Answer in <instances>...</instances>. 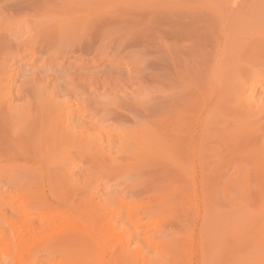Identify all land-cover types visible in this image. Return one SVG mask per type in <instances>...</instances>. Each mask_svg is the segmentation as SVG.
Returning <instances> with one entry per match:
<instances>
[{
  "label": "bare ground",
  "instance_id": "obj_1",
  "mask_svg": "<svg viewBox=\"0 0 264 264\" xmlns=\"http://www.w3.org/2000/svg\"><path fill=\"white\" fill-rule=\"evenodd\" d=\"M8 1V0H7ZM49 1V2H48ZM54 1V0H53ZM58 1H60V0H58ZM58 1H56V4H55V1H54V3L52 2V3H50V0H14V1H9V2H13L12 3V5H11V8H10V11L12 12V11H14V12H16V11H21V13H18V12H16L17 14H19L20 16L19 17H21V14L23 13V11L25 10V12H27L26 10H28V12H27V14L25 13V15H23L22 14V17L23 16H27L29 13H31V18H30V21H31V23H29L27 20H25V21H27V24H25L24 22L25 21H22L23 19H21V20H19L16 16H13L14 18H16V21L17 20H19V22L21 21L22 23H24V25H23V28L27 31L26 33H31V30L33 31L31 34H33V33H37V34H39L40 35V39H41V42H40V40L37 38V34H33V35H36L35 36V38H37V40L35 41V40H33V42H35V43H40V49L42 48V47H47L48 48V46H53V45H56V47L58 46V45H60V44H66V45H70V43L69 42H71V40H73L72 42H71V44L74 42H78V41H80V40H76V36L78 35V33H79V31H80V27H81V20L83 19V18H85L84 16L82 17L81 16V18L79 17V15H77L76 14V12H78V11H83V13L82 14H80V15H84V13L88 16V12H86L85 10H87L88 11V9H86V7L84 6L85 5V2L83 1V0H80V2H82V3H80V5H83L84 6V9H83V7H80V9H78L77 10V7H75V5L76 6H78L79 4V0L77 1L78 3L76 4L75 3V5H74V7L72 6L73 4H74V1L73 2H69L68 0H66V2L67 3H69L68 4V6H63V5H61V6H63V7H61L60 5H58L57 4V2ZM63 1V0H62ZM62 1H61V3H62ZM65 1V0H64ZM63 1V2H64ZM90 1V0H89ZM93 1H95V0H93ZM100 1V0H99ZM104 0H102V1H100V2H103ZM106 1V0H105ZM104 1V2H105ZM112 1V0H111ZM110 1V2H111ZM114 1V0H113ZM112 1V2H113ZM155 1V0H154ZM168 1H170V0H168ZM206 1V0H205ZM205 1H204V3H202V0H193L192 2H188V0H179V1H173V0H171L170 2H171V5H168V4H166L167 5V7L168 8H166V5H164V7L166 8V9H169L170 8V10H171V13L170 14H168V10L166 11L167 12V14H166V12H164L163 11V13L165 14V15H160V18H159V20H158V23L156 22V24H158V25H155V23H153L155 26H158V27H156L157 29V33L156 34H154V35H156V36H154V37H156V38H154V39H156V43L159 45H156V47H158L159 49H155V52H156V50H157V52L155 53V55L156 56H158L157 58H156V56H155V58L154 59H157V60H154V62H155V69H157L156 71V73H158V75L157 74H155V75H157L156 76V78H155V80L156 79H158V82L159 83H156L157 84V87H158V89H157V87H155V88H153L152 90H154L155 89V92L157 93H155L154 95H157L156 97L154 96V98H157L158 97V109H156L155 107L157 106V104H155V102L152 104V102L150 103V102H148V101H145V100H143V104H151V108H152V105H153V107H154V104L156 105L154 108L156 109V110H152L151 109V111L153 112V111H157L156 112V115H157V117H156V115H154V116H152V117H154V118H152L151 117V111H148V110H150V108H147L148 110H146L147 112H148V114H149V112H151L150 114H149V116L151 117V119H152V121L151 120H149V121H151L152 122V124H154V126H155V128H154V130L152 131V130H149L150 131V134H151V131H152V133H154L153 134V137H152V134L150 135L151 137H149V131H148V126H149V128H150V126L152 125L150 122L148 123L147 121H146V124H147V127H146V125L144 124V126L147 128V131H146V129H145V131L142 133L141 131H142V129L143 128H141V126H142V122H141V124L140 123H134V126H133V128L134 129H132V128H129L128 126L126 127V126H124V127H122L121 125L119 126V124H118V129H119V131L121 132L120 134L122 135V137H120V140H121V142H122V144H123V142H125V141H127V140H125L126 138H125V136H127L128 135V137H129V135L131 134V132L130 131H132L133 132V137H135L136 136V134H134V133H137V130L135 131V126L136 125H140V127L139 126H136V127H138L137 129H138V132H139V130H140V132H141V134H140V132H139V134H140V136L141 135H143V138L142 139H138V141H136V142H138L139 144L138 145H136L134 142V140H135V138H134V140H132L133 139V137H130L131 138V140H130V138H129V140H130V142H128V143H130V144H128L129 145V147H130V145L131 146H135V148L136 147H139L140 149H141V144H143V146H145L144 145V143H147V140H148V146H150V139L151 140H153L154 139V141H152V142H155V144L154 143H152L153 145H155V146H157V148L156 147H153V145L151 144V146L153 147V149H155L156 148V150H153L151 147H149V154H147L146 153V151H142L143 152V155L146 153V155H150L151 156V158L152 159H154L155 158V163L156 162H158L153 168L154 169H156L157 167L156 166H158V164H159V158H161L162 159V161L164 160V164L166 163L167 165V167H168V165H169V163L171 164V166L170 167H168L167 169H169V170H166V168H165V165L164 164H162V165H164V167H163V169L164 170H166V173L168 172L169 173V171L172 169L173 170V172L174 173H176V174H172L171 176L173 177V178H175V176L174 175H176L177 177H176V179L178 178V179H187V178H191V176L192 175H195V170L193 169V167H192V165H193V161H195L196 160V162H197V166H199V164H201L202 162H204V160H208V156H209V154H207V153H212V155L215 153L216 155H217V153H218V155H219V157L220 156H222V153L224 152V154L226 155H224L223 154V156L222 157H228L229 158V156L231 157L233 154L235 155V159H233L232 157H234V155L231 157V158H229V160L231 159V160H237V159H241V158H239L241 155V151L242 150H239V149H241V147H242V149H244V151H242V155L244 154V152L246 151V149L248 148V146L249 145H246L244 142H247V141H249V140H251V141H249L248 142V144H250V146L249 147H251V149H250V151H252V153L254 154V156L255 157H257L258 156V160H257V158H255L257 161H255L253 164H255V165H259V157H260V160H261V158H262V160H264L263 159V155H261V154H264V151L262 150L263 148H264V88H263V90L262 91H259L260 92V96L258 95L257 97H258V99L257 100H255V91H256V87H257V85L259 84V83H261V81L262 80H258V79H260V78H258V77H260L261 76V74L262 75H264L263 73H262V71H264V1H258V0H249V1H244V2H241V1H239V2H241V3H238V4H228V3H226L225 5H221V7H220V5L218 6L219 8H221V9H217V11H215V10H213V9H215V8H211L213 11H211V9H209V7H208V5L205 3ZM217 1V0H216ZM227 1V0H226ZM4 2H6V0L4 1ZM66 2H65V5H67L66 4ZM87 2L88 1H86V4H87ZM99 2V3H100ZM104 2H103V5L104 6H106L105 4H108V3H106L105 2V4H104ZM147 2V1H146ZM152 2H153V0H152ZM160 2V1H159ZM162 2V1H161ZM207 2V1H206ZM219 2V1H218ZM217 2V3H218ZM228 2V1H227ZM2 3V2H1ZM8 3V2H7ZM6 3V4H7ZM59 3V2H58ZM90 3V2H89ZM92 4H93V2H91ZM90 3V4H91ZM99 3H97V4H99ZM127 3V2H126ZM142 3V2H141ZM148 3V2H147ZM211 2L209 1V4H210ZM212 3H214V2H212ZM221 3V2H220ZM220 3H218V4H220ZM223 3H225V2H223ZM223 3H221V4H223ZM62 4H64V3H62ZM70 4H72L71 6L72 7H70ZM94 4H96V3H94ZM93 4V5H94ZM96 4V5H97ZM101 4V3H100ZM100 4H99V7H101L100 6ZM149 4H151V3H149ZM158 4V3H157ZM162 4V3H161ZM165 4V3H164ZM215 4H216V2H215ZM218 4H216V5H218ZM5 5V4H4ZM79 5V6H80ZM88 5V7H89V4H87ZM125 5V4H124ZM131 5V4H130ZM133 5V4H132ZM142 5V8L144 9L145 7H147V5L146 4H141ZM143 5H146L145 7H143ZM154 5V4H153ZM215 5V6H216ZM8 6H9V3H8ZM92 6V5H91ZM95 6V5H94ZM128 6V5H127ZM149 6V5H148ZM150 6H152V5H150ZM150 6H149V8H150ZM161 7H162V5H160ZM170 6V7H169ZM210 6V5H209ZM213 6V5H212ZM2 7H3V5H2ZM4 7H6V6H4ZM66 7L67 8H69L68 9V11H69V13L70 14H67V15H69V16H67L66 14L64 15V13L66 12V13H68V11L67 10H65L66 9ZM99 7L97 6V8L99 9ZM129 7V6H128ZM131 7V6H130ZM133 7H134V5H133ZM132 7V8H133ZM136 10L138 9V5H136ZM141 7V6H140ZM139 7V8H140ZM153 7V6H152ZM151 7V8H152ZM158 7V6H157ZM164 7H162L163 9H165ZM7 8V7H6ZM82 8V9H81ZM92 7H89V12H91V9ZM94 8V7H93ZM92 8V9H93ZM102 8V7H101ZM148 8V7H147ZM147 8H145V9H147ZM151 8H150V10H151ZM162 8H159V9H162ZM216 8H217V6H216ZM1 9V8H0ZM63 9V10H62ZM113 9V8H112ZM142 9V10H143ZM153 9V8H152ZM155 9H157V8H155ZM7 10V9H6ZM8 10H9V8H8ZM8 10H7V12H8ZM94 10H95V8H94ZM100 10V9H99ZM98 10V11H99ZM123 10H124V8H123ZM126 11H122V9H121V11H114L115 12V14H114V17H116L117 19H115V20H117L118 22H120V24H121V22H123V21H125V19H126V21L128 20V24L130 25L132 22L134 23L135 21H132L131 19H133V18H131V17H133V15H134V19L137 21V20H140L139 18L141 17H144L145 16V14H144V16H142L143 15V13L142 12H140V10L141 9H138V11L142 14H140L139 15V13L137 14V16H136V11H134V12H136L135 14H134V12H132L133 13V15L132 16H130L132 13L131 12H129L130 10H131V8L129 9V11H127V9H125ZM141 10V11H142ZM158 10V9H157ZM2 11V10H1ZM64 11V12H63ZM147 11L148 12H150L148 9H147ZM160 11H162V10H160ZM160 11L158 10V13H160ZM6 12V11H5ZM11 12H8L9 13V15H11L10 13ZM96 12V11H95ZM109 12H110V10H109ZM108 12V13H109ZM114 12H111V13H114ZM116 12H117V14H116ZM118 12H120V13H122L123 14V16H122V14L120 15V13H118ZM127 12H129V13H127ZM144 13H148V12H146V10L145 11H143ZM79 13H81V12H79ZM92 13V12H91ZM110 13V14H111ZM162 13V14H163ZM107 14V13H106ZM109 14V15H110ZM154 14V13H153ZM2 15V14H1ZM99 15V14H98ZM104 15V14H103ZM108 15V14H107ZM108 15V16H109ZM119 16V18H118V16ZM159 15V14H158ZM5 16V15H4ZM18 16V15H17ZM29 16V15H28ZM28 16L27 17H25V19H27L28 18ZM86 16V17H87ZM102 16V15H101ZM105 16V15H104ZM113 16V15H112ZM120 16H122L121 17V19L123 20V21H121L120 20ZM130 16V17H129ZM138 16H140V17H138ZM147 16H148V14H147ZM146 16V17H147ZM12 17V18H13ZM90 17V16H89ZM88 17V18H89ZM110 17V19L111 18H113V17H111V15L109 16ZM128 17V18H127ZM136 17H138V18H136ZM2 18V17H1ZM88 18H86L85 19V21L87 22L88 21V23H89V28L91 27L90 26V24H91V22H89V19ZM97 18V17H96ZM100 19H102V21H103V19L105 20V18H101V17H99ZM108 17L106 16V19H107ZM153 18V17H152ZM4 19V18H3ZM5 19H6V17H5ZM81 19V20H80ZM88 19V20H87ZM91 19H92V17H91ZM90 19V20H91ZM98 19V18H97ZM109 19V20H110ZM120 21H119V20ZM145 19V17L141 20V21H143ZM149 19V18H148ZM151 19V18H150ZM1 20V19H0ZM7 20H9L8 18L6 19V23H8L7 22ZM14 21H15V19H13ZM13 20H11L12 22H13ZM79 20H80V23H79ZM94 20V19H93ZM96 20V19H95ZM94 20V21H95ZM114 19H112V21H113ZM152 20V19H151ZM2 21V20H1ZM11 21H9L10 23H11ZM84 20L82 21V22H85ZM99 21V20H98ZM101 21V22H102ZM106 21H108V19L106 20ZM112 21L110 22H108L107 24H109V23H112ZM116 21V22H117ZM132 21V22H131ZM146 21V20H145ZM156 21V19L153 21V22H155ZM5 22V21H4ZM19 22H18V24L16 25V26H18L19 25ZM100 22V21H99ZM96 23V24H101V25H103L104 26V24L106 25V22L105 21H103L102 23L100 22V23ZM105 22V23H104ZM115 21H113V23L112 24H110L111 26L115 23V24H117ZM131 22V23H130ZM151 22V21H150ZM149 22V23H150ZM3 23V22H2ZM15 23H17V22H15ZM28 23H29V27L27 26L28 25ZM125 23V22H124ZM136 23V22H135ZM140 23H142V24H144V21L143 22H140ZM9 24V23H8ZM7 24V25H8ZM13 25H14V23H12ZM31 24V25H30ZM114 24V25H115ZM127 24V26H129ZM136 24H139V22H137ZM136 24H134L133 26H132V24H131V26L132 27H134V28H132V27H130V28H132L131 29V31L132 30H135V27H136ZM152 24V23H151ZM1 25V24H0ZM4 25L6 26V24L4 23ZM20 25H21V23H20ZM100 25V26H101ZM113 25V26H114ZM119 25V24H118ZM117 25V26H118ZM126 25V24H125ZM124 25V26H125ZM15 26V28H16V32L18 31L17 29H18V27H16ZM28 27L29 28V30H30V32H29V30L26 28V27ZM97 26V25H96ZM102 26V27H103ZM107 26V25H106ZM109 26V25H108ZM107 26V27H108ZM111 26H109V27H111ZM138 26H141V25H137V27ZM8 26H6V28H7ZM10 27V26H9ZM8 27V28H9ZM21 26H19V28H20ZM30 27H31V29H30ZM83 27V26H82ZM93 27V26H92ZM105 27V26H104ZM104 27H103V32H101L102 30H97L98 31V35L97 34H94V33H96V32H94V30L92 31L91 30V32H93V34L94 35H88L85 31H84V29H85V27H83L82 29H81V31H83V32H85L86 34V36L88 35L89 37H87V41H88V38H89V42L88 43H93V42H95V43H97V42H99L98 41V38H100V42L102 41V37H103V35H105V33H104V31L105 30H107V29H104ZM108 27V28H109ZM142 27V26H141ZM140 27V28H141ZM13 26H12V30H13ZM15 28H14V31H12V30H10V32H7L8 30L7 29H5V31L4 32H6V35H3L4 37H0V40L2 41V42H4V44L5 43H7V42H5V40H2V39H4L5 38V36H7V34L9 35V37L11 36V40H12V37L14 38V33H15ZM33 28V29H32ZM95 28H98V26L97 27H95ZM101 28V27H100ZM106 28V27H105ZM114 28V27H113ZM113 28H111V29H109V31L110 30H113ZM119 28V27H118ZM124 28V27H123ZM128 28V27H127ZM125 29L126 31H128V29ZM130 28H129V30H130ZM153 28H154V26H153ZM37 31V32H34L35 30ZM86 29H88V27L86 28ZM91 29V28H90ZM120 29V28H119ZM137 29L138 28H136V30L135 31H137ZM7 30V31H6ZM115 30V29H114ZM113 30V31H114ZM120 30H122V28L120 29ZM139 30V29H138ZM145 30V29H144ZM144 30H142V31H144ZM147 30H148V28H147ZM155 30V31H156ZM11 31L13 32V34H9V33H11ZM90 31V30H89ZM108 31V30H107ZM106 31V32H107ZM125 31V32H126ZM149 31V30H148ZM152 31V30H151ZM4 32H3V34H4ZM19 32V31H18ZM18 32H17V34H18ZM21 32H23V31H21ZM21 32H19V33H21ZM100 32V33H99ZM111 32V31H110ZM118 32H120V31H118ZM134 32V31H133ZM132 32V33H133ZM139 32L141 33V30H139L138 32H137V34H136V32H134V34H136L135 36L136 37H140V34H139ZM145 32H147L146 30H145ZM25 32H24V35L26 34ZM101 33H102V37H101ZM109 33V32H108ZM113 33H116V31L115 32H113ZM129 33V32H128ZM132 33H129V34H132ZM16 34V35H17ZM31 34H29V39L31 38ZM83 35H84V33H82ZM90 34V33H89ZM92 34V33H91ZM112 33H110V35H111ZM119 34H121V33H119ZM119 34H117L116 33V35L118 36V38H119ZM123 34V33H122ZM122 34L120 35V36H122ZM146 34V33H145ZM148 34V33H147ZM153 34V33H152ZM23 35V34H22ZM23 35V36H24ZM32 35V36H33ZM106 35H107V33H106ZM105 35V36H106ZM127 35V34H126ZM141 35H142V37L141 38H143L144 36V33L142 32L141 33ZM2 36V35H1ZM18 36H20V35H18ZM18 36L15 38V39H13V42H14V40H16L17 38H18ZM27 35H25V37L24 38H26V39H28L27 37H26ZM80 36V34L78 35V37ZM86 36L85 37H82L83 39L84 38H86ZM104 36V37H105ZM108 36V35H107ZM112 36V35H111ZM128 36V35H127ZM76 37V38H75ZM109 37V36H108ZM113 38H114V36H112ZM116 37V36H115ZM125 37V36H124ZM131 37H133V35L131 36ZM136 37H134V39L136 38ZM8 38V37H7ZM21 38V37H20ZM19 38V39H20ZM23 38V39H24ZM33 38H34V36H33ZM81 38V37H80ZM111 38V37H110ZM112 38V39H113ZM117 38V39H118ZM129 38V37H128ZM140 38V39H141ZM147 38L148 39H150V36L148 37V35H147ZM146 38V36H145V40L147 39ZM22 39V38H21ZM26 40V45L27 44H29L30 43V45H31V42H30V40ZM67 39H69L70 41H66ZM82 39V40H83ZM104 39V38H103ZM120 39V38H119ZM132 39V38H131ZM130 39V40H131ZM134 39H133V41H134ZM139 38H138V40H140ZM10 40V38L9 39H7V41H8V43H9V45H11L10 43H11V41H9ZM31 40H32V38H31ZM39 40V41H38ZM84 40H86V39H84ZM106 40V39H105ZM116 40V39H115ZM128 40V39H127ZM127 40H125V41H127ZM135 40H137V38L135 39ZM137 40V41H138ZM1 41H0V45H3V46H5L3 43H1ZM17 41V40H16ZM19 41V40H18ZM24 41V40H23ZM97 41V42H96ZM107 41H109L108 40V38H107ZM106 41V43L108 44V42ZM110 41H113V40H110ZM118 41V44L120 43L121 44V42L119 41V40H117ZM117 41H116V43H117ZM133 41L131 42L132 44H134L133 43ZM141 42H142V40H140ZM154 41V40H153ZM20 42V41H19ZM25 42V41H24ZM24 42L22 43V44H24ZM28 42V43H27ZM33 42H32V44H33ZM63 42V43H62ZM65 42V43H64ZM66 42H68V44L66 43ZM76 42V43H77ZM81 42V41H80ZM113 42H115V41H113ZM150 42V41H149ZM8 43H7V45H8ZM14 43H16V42H14ZM13 43V44H14ZM34 43V45H36ZM75 43V44H76ZM79 43V42H78ZM95 43L93 44L94 46H95ZM102 43H104L103 45L102 44H100V45H102V46H104V45H106L105 44V41L104 42H102ZM112 43V42H111ZM115 43V44H116ZM127 43V42H126ZM128 43L130 44V41H128ZM144 43H146V42H144ZM143 43V44H144ZM148 43V42H147ZM17 44V43H16ZM82 44V43H81ZM84 44H86V43H84ZM129 44H127V46H129ZM132 44H131V46H129V49H130V47L132 48ZM136 44H139V43H136ZM7 45L5 46V47H3V46H0L1 48H0V52H1V54H0V56H1V58H2V53H3V51H6V49L7 50H9V46L7 47ZM34 45H31V47H32V50H33V48H34ZM63 45H61V46H59V48L60 47H62ZM74 45V44H73ZM79 45V44H78ZM83 45V44H82ZM99 45V44H98ZM98 45H96V47H98ZM109 45H111V44H109ZM152 45H154V44H152ZM13 46V45H12ZM15 46V45H14ZM24 46V45H23ZM37 46V45H36ZM94 46H92V47H94ZM101 46V47H102ZM121 46H122V44H121ZM136 46V45H135ZM141 47H142V44L140 45ZM144 46V45H143ZM146 46V45H145ZM7 47V48H6ZM18 47V46H17ZM20 47H22V46H20ZM37 47H39V45L37 46ZM51 47H49V48H51ZM54 47V46H53ZM52 47V49H54ZM68 47V46H67ZM72 47V46H71ZM76 47V46H75ZM88 47H89V45H88ZM118 47H120V46H118ZM122 47H124V46H122ZM140 47V48H141ZM149 47V46H148ZM148 47L146 48V49H148ZM4 48H6L5 50H4ZM29 48V47H28ZM63 48V47H62ZM61 48V49H62ZM65 48H66V46H65ZM68 48H70V47H68ZM74 48V47H73ZM105 48V47H104ZM116 48V47H115ZM125 48V47H124ZM134 48V47H133ZM155 48V47H154ZM153 48V49H154ZM20 49V48H19ZM44 49V48H43ZM46 49V48H45ZM76 49V48H75ZM79 49V48H78ZM81 49H83L82 51H84V48H83V46L81 47ZM81 49H79V50H81ZM94 49V48H93ZM102 49V48H101ZM126 49V48H125ZM128 49V50H129ZM11 50V49H10ZM12 50H14V48H12ZM50 50V49H49ZM49 50H47V51H49ZM63 51L65 50L64 48L62 49ZM67 50V49H66ZM65 50V51H66ZM89 50V49H88ZM92 50V49H91ZM116 50V49H115ZM114 50V51H115ZM127 50V51H128ZM135 50V49H134ZM142 50V49H141ZM149 50V49H148ZM152 49H150V51H151ZM46 50H45V53L47 52ZM57 51V50H56ZM63 51H62V53H63ZM68 51H69V49H68ZM67 51V52H68ZM72 51H74V50H72ZM72 51H71V53H72ZM77 51V53H78V50H76ZM75 51V52H76ZM117 51V50H116ZM120 51V50H119ZM122 51V50H121ZM124 51V50H123ZM146 51V50H145ZM7 52H8V54H7ZM6 52V54L7 55H11L12 54V52H9V51H7ZM26 52H27V49H26ZM66 52V53H67ZM70 52V51H69ZM80 52V51H79ZM88 52V51H87ZM104 52H106L105 50H104ZM141 51H139V53H140ZM144 52V51H143ZM9 53H11V54H9ZM13 53H15V50H14V52ZM42 53V52H41ZM44 53V52H43ZM44 53V54H45ZM61 53V52H60ZM91 53H92V51H91ZM111 53V52H110ZM109 53V54H110ZM114 53V52H113ZM121 53V52H120ZM135 53V52H134ZM136 53H137V51H136ZM138 53V54H139ZM145 53V52H144ZM157 53H158V55H157ZM5 54V55H6ZM16 54V53H15ZM21 54H22V51H21ZM52 54V53H51ZM89 54V53H88ZM93 54V53H92ZM131 54V53H130ZM149 54H151L150 52H149ZM5 55H4V58H5ZM13 55V54H12ZM76 55V54H75ZM106 55V54H105ZM108 55V54H107ZM117 55V54H116ZM139 55H142V52L139 54ZM139 55H137V56H139ZM16 56V55H15ZM35 56V55H34ZM53 56V55H52ZM59 56V55H58ZM61 56V55H60ZM63 56V55H62ZM66 56V55H65ZM69 56V55H68ZM81 56V55H80ZM113 56H114V54H113ZM118 56V55H117ZM144 56H145V54H144ZM147 56H148V54H147ZM146 56V57H147ZM70 57V56H69ZM71 57H74V55H72ZM88 57V56H87ZM96 57V56H95ZM94 57V58H95ZM109 57V56H108ZM132 57V56H131ZM134 57V56H133ZM141 57V56H140ZM140 57H136L137 59H139ZM149 57V56H148ZM0 58V59H1ZM8 58H9V56H8ZM13 58V57H12ZM11 58V59H12ZM46 58V57H45ZM80 58V57H79ZM104 58V57H103ZM135 58V57H134ZM141 58H143V57H141ZM5 59H7V58H5ZM55 59V58H54ZM84 59V58H83ZM92 59H93V57H92ZM98 59V58H97ZM144 59V58H143ZM8 60V59H7ZM49 60V59H48ZM71 60H72V58H71ZM70 60V61H71ZM75 60V59H74ZM87 60V59H86ZM119 60V59H118ZM132 60H135V59H132ZM131 60V61H132ZM145 60V59H144ZM143 60V61H144ZM148 60V59H147ZM147 60L145 61V62H147ZM150 60L152 61V59L150 58ZM53 61V60H52ZM92 61V60H91ZM98 61V60H97ZM139 61L140 62H142V60H140L139 59ZM2 61L0 60V69L1 68H3L4 66H8L7 64L8 63H6L5 61L4 62H2ZM51 62V61H50ZM61 62V61H60ZM145 62L143 63V64H145ZM5 63H6V65H5ZM11 63V62H10ZM9 63V64H10ZM71 63V62H70ZM113 63V62H112ZM119 63V62H118ZM135 63V62H134ZM133 63V64H134ZM138 63V62H137ZM147 63H149V62H147ZM151 63V62H150ZM68 64V63H67ZM110 64V63H109ZM130 64V63H129ZM141 64V63H140ZM2 65H3V67H2ZM52 65V64H51ZM60 65V64H59ZM81 65V64H80ZM131 65V64H130ZM136 65V64H135ZM46 66V65H45ZM69 66V65H68ZM76 66V65H75ZM74 66V67H75ZM119 66V65H118ZM133 66V65H132ZM131 66V67H132ZM9 67V66H8ZM7 67V68H8ZM107 67V66H106ZM115 67V66H114ZM140 67H141V65H140ZM144 67H145V65H144ZM152 67V66H151ZM59 68V67H58ZM86 68V67H85ZM109 68V67H108ZM139 68V67H138ZM146 69H147V67H145ZM145 68H143V70L145 69ZM149 68H150V66H149ZM6 69V68H5ZM72 69V68H71ZM81 69V68H80ZM133 69V68H132ZM134 69H136V68H134ZM141 69V68H140ZM154 69V68H153ZM2 70L3 69H1V72H0V77H1V75L3 74V72H5L3 75H4V78L6 77V79L5 80H11V79H7V77H10L8 74H6V71H8V70H10V69H6V70H3V72H2ZM103 70V69H102ZM101 71V70H100ZM100 71H99V75H101L100 74ZM133 71V70H132ZM139 71H142V70H139ZM138 71V72H139ZM153 71H155V70H152V72ZM61 72V71H60ZM77 72V71H76ZM79 72V71H78ZM138 72H135V73H138ZM143 72V71H142ZM141 72V73H142ZM2 73V74H1ZM9 74H10V72H8ZM40 73V72H39ZM97 73V72H96ZM102 73V72H101ZM114 73H115V71H114ZM117 73V72H116ZM147 73H148V71H147ZM150 73H151V71H150ZM261 73V74H260ZM5 74L6 75H8V76H5ZM15 74V73H14ZM78 74V73H77ZM145 74V73H144ZM143 73H142V76H140V77H144L143 75H144ZM3 75H2V77H3ZM17 75V74H16ZM70 75V74H69ZM154 75V74H153ZM260 75V76H259ZM13 76V75H12ZM59 76H62V73H61V75L59 74ZM67 76V75H66ZM74 76V75H73ZM83 76V75H82ZM81 76V77H82ZM136 76H139V75H137L136 74ZM148 76H150L149 75V73H148ZM2 77L0 78V83L2 84V83H6V81L4 80L3 82H1L2 81ZM51 77V76H50ZM68 77H70V76H68ZM74 77H77L76 75L74 76ZM89 77H90V75H89ZM93 77H95V75L93 76ZM135 77V76H134ZM133 77V78H134ZM139 77V78H140ZM153 78H154V76H152ZM262 77V76H261ZM264 77V76H263ZM263 77L261 78V79H263ZM11 78V77H10ZM13 78H14V76H13ZM17 78V77H16ZM71 78V77H70ZM69 78V79H70ZM73 78V77H72ZM83 78V77H82ZM82 78H77L78 80H80V82H81V79ZM92 78V77H91ZM90 78V79H91ZM132 78V79H133ZM15 79V78H14ZM13 79V80H14ZM18 79V78H17ZM48 79V78H47ZM76 79V78H75ZM74 79V80H75ZM85 79H86V77H85ZM106 79V78H105ZM110 79H112L111 77H110ZM131 79V78H130ZM145 79H147V78H145ZM150 79L151 80H153L151 77H150ZM12 80V81H13ZM49 80V79H48ZM53 80V79H52ZM60 80V79H59ZM68 80V79H67ZM74 80H73V82H74ZM87 80L89 81V79L87 78ZM107 80V79H106ZM126 80V79H125ZM128 80V79H127ZM136 80V79H135ZM140 80V79H139ZM143 80H144V78H143ZM11 81V82H12ZM66 81V80H65ZM70 81V80H69ZM94 81V80H93ZM103 82H104V80H102ZM115 81V80H114ZM8 83L10 82V81H7ZM10 82V83H11ZM25 83H26V81H24ZM32 82V81H31ZM37 82V81H36ZM47 82V81H46ZM60 82V81H59ZM71 82V81H70ZM78 82V81H77ZM84 82H86V81H84ZM91 82V81H90ZM95 82V81H94ZM132 82H134V81H132ZM139 82V81H138ZM144 81H142V83H143ZM146 82V81H145ZM156 82V81H155ZM9 83V84H10ZM28 83V82H27ZM61 83V82H60ZM66 83H67V81H66ZM72 83V82H71ZM76 83V82H75ZM93 83V82H92ZM109 83V82H108ZM111 83V82H110ZM117 83V82H116ZM115 83V84H116ZM118 83H120V81L118 82ZM141 83V82H140ZM149 83V82H148ZM153 83V82H152ZM1 84H0V86H1ZM29 84H31V83H29ZM33 84V83H32ZM54 84V83H53ZM69 84V83H68ZM81 84V83H80ZM84 84H86V83H84ZM88 84V83H87ZM91 84V83H90ZM89 84V85H90ZM96 84L98 85V83L96 82ZM96 84H94V85H96ZM104 84H106V83H104ZM5 85V84H4ZM12 85V84H11ZM43 85V84H42ZM55 85V84H54ZM57 85V84H56ZM62 85H63V83H62ZM61 85V86H62ZM72 85L73 84H71L70 86L72 87ZM75 85V84H74ZM108 85V84H107ZM111 85V84H110ZM114 84H112V86H113ZM120 85H121V83H120ZM120 85H118V87H117V90L118 89H120L121 87H124V85L122 84L121 85V87H120ZM140 85H142V84H140ZM148 85V84H147ZM146 85V86H147ZM152 85V84H151ZM3 86V85H2ZM2 86L0 87V92L3 90V89H5V88H2ZM8 86V85H7ZM32 88L35 86V85H30ZM29 86V87H30ZM40 86V85H39ZM44 86V85H43ZM42 86V87H43ZM48 86V85H47ZM49 86H50V84H49ZM66 86H68V85H66ZM66 86H64V88L66 87ZM83 86V85H82ZM87 87H88V85H86ZM109 86V85H108ZM149 86V85H148ZM5 87V86H4ZM28 87V88H29ZM36 87V86H35ZM51 87V86H50ZM54 87V86H53ZM59 87V86H58ZM63 87V86H62ZM62 87H60V88H62ZM76 87H78V86H76ZM81 87V86H80ZM79 87V88H80ZM90 87H92V85H90ZM94 87V86H93ZM92 87V88H93ZM99 86H97V88H98ZM102 87H103V84H102ZM102 87H101V89H102ZM105 87H107V86H105ZM115 87V86H114ZM113 87V88H114ZM151 87H153V86H151ZM259 87V86H258ZM8 88H9V86H8ZM14 89H15V87H13ZM25 88H27V87H25ZM39 88V87H38ZM52 88V87H51ZM56 88V87H55ZM55 88H53V89H55ZM60 88H58V91H59V89ZM63 88V90H65V92H69L70 94H71V91L73 90V88H72V90H70L71 88L70 87H68V88H70L69 90L70 91H66V89H68L67 87H66V89H64ZM82 88V87H81ZM83 88H85V90L87 89L86 87H85V85H84V87ZM96 88V87H95ZM95 88H93V89H95ZM100 88V87H99ZM98 88V89H99ZM125 88V87H124ZM131 88V87H130ZM141 88V87H140ZM17 89H18V87H17ZM40 89H42L41 88V86H40V88H39V90ZM46 89V88H45ZM49 89V88H48ZM116 89V88H115ZM121 89H123V88H121ZM120 89V90H121ZM126 89V88H125ZM129 89V88H128ZM137 89V88H136ZM145 89V88H144ZM7 90V89H6ZM16 90V89H15ZM32 90H34V88L32 89ZM32 90H30V92L32 91ZM36 90V89H35ZM36 91V96L38 95L37 94V92L39 93L40 91ZM44 90V89H43ZM42 90V91H43ZM52 90V89H51ZM50 90V91H51ZM62 90V89H61ZM82 90V89H81ZM84 90V89H83ZM82 90V91H83ZM88 90V89H87ZM92 90V89H91ZM90 90V91H91ZM112 90V89H111ZM110 90V91H111ZM141 90V89H140ZM147 90V89H146ZM148 90H149V88H148ZM4 91V90H3ZM9 91V90H8ZM7 91V92H8ZM10 91L12 92V90H11V88H10ZM26 91V90H25ZM24 91V92H25ZM55 91H57V90H55ZM55 91H52V92H54V94H57L58 93V91H57V93L55 92ZM81 91V92H82ZM89 91V92H90ZM95 91H97V89L95 90ZM94 91V92H95ZM109 91V90H108ZM109 91V92H110ZM124 91V90H123ZM145 91V90H144ZM6 92V91H5ZM9 93V94H4L3 95V93L1 92L0 94H2V95H0V162H12V163H14V164H11L12 166L13 165H15V167H12V169H14L12 172L11 171H8V173H10V174H8L7 173V175H8V177L6 176V172L7 171H5V173H4V175L7 177V178H9V175H10V180H9V183L7 182V185L8 184H10L11 186H13V189H14V191L15 192H17L18 193V196H19V200L17 201V202H19L20 200L21 201H23V203L21 204V206H20V204H19V206H15L11 201H13V200H9V201H7V203H8V209H9V211H12V210H16V213H18V211H19V214L21 213V215H17V219L15 220V219H13L12 221H13V223H12V221L10 222V220H8V219H6L7 220V224L4 222L5 221V219L4 218H1V220L3 221V225L4 224H6V225H4V226H6V229H7V234H8V236L7 237H3V238H8V239H10L11 240V248H5L4 249V251L3 252H1L0 253V259L1 260H3L4 262H10V260L8 259V256H9V254H12L13 256V258H11V260H13V264H16V262H15V259H17L19 262H21L20 261V258H21V255H22V253L24 252V251H26V250H24L25 249V247L27 248V246H28V248L27 249H29V247L31 246V245H28V244H32V243H36L37 241H40V240H43V239H45L46 240V238L48 239V237H50V239L49 240H47V241H49V242H47V244H50L51 245V247H52V249L53 248H55V247H57L58 249L60 248L61 249V251H65V252H67L66 254H68V255H66V256H68V257H70L68 260H69V263L68 264H104V262L102 263V260L100 259V252L102 251V249H101V247L100 246H97V241H96V239L98 238V237H100V235H101V232H102V230H104V226H102V225H105V224H107V223H105V224H103V222H104V220H103V222H102V219H101V215H100V212H99V210L97 211V209H96V207L94 206V205H96L95 203H94V201L92 202L91 201V199H89V193L88 192H90V190H86V188L85 187H83V186H81L82 188H83V190L81 189V187L79 186L80 184H77L79 187H80V189H79V187H77V185H76V190L74 189L75 188V186L73 187V185L74 184H72V183H70V184H72V186L70 185V184H68L67 183V181H68V176H67V178H66V176H65V168L64 167H66L67 166V168L69 167V165H66V161H68L67 159H72V157L70 156V153H72L73 151H72V148L71 147H73L74 149L76 148V153H75V150H74V152H73V154L75 153V154H77V153H79V152H77V149L79 148L80 149V153L82 154L83 153V155H85V156H83V158H87L88 156L89 157H91L92 158V156H93V160L95 161V160H97V159H95L94 157V155H95V153H97V154H99V158L102 156V159H99L98 158V156L96 155V158H98V160L100 161H103V162H101V164L102 163H105V161H104V159L105 160H109V156L111 155V153L109 154V152L106 154H103L104 153V151H106V150H104V148H108V151H110V150H112L111 148L112 147H114L115 146V144H116V141H113V140H111V135L112 134H114V130L115 129H113V130H109L108 132L106 131V130H102V131H100V133H97L98 135H94L93 136V134L92 135H89V131L92 129V127L94 126V125H96V124H102V122L104 123V121L105 120H107V122L109 121V119H111V117H114V118H117V119H123V118H126L125 116H127V115H125V116H123L124 114H126V112H128V110L127 111H125V113L122 115V109H124L125 108V106L123 105L122 106V104H123V100H122V98L125 96H123L122 98H120L121 97V95H117L118 96V99H121L122 101H120V100H118L117 99V101H116V99L113 101L112 100V98L110 97L109 99H111V101H112V103H116L117 102V106H119V107H117L116 106V104H114L116 107H114L113 106V104L112 103H108L109 105H105L104 106V104H102L103 105V109L101 110L102 112H100V110H97V113L95 112V111H93V112H95V113H92L91 112V114H92V118H88V119H86L85 117H83V116H76V118H73V114L72 115H69V114H61L60 112L61 111H59L57 108H55L56 106H53V105H56L57 103L56 102H54L53 101V99H55L56 98V95L55 96H53V94L52 93H50V94H47L48 92L47 91H44V92H47L46 94H44L43 92H40V94L39 95H42V96H40L41 98H43V99H41L39 96H37V98H39L40 99V101H37V100H39V99H35L36 100V102L34 101V99H33V103H36L35 104V107L34 108H32V106L34 105H32V100H29V102H27V103H25L26 105H23L24 107L26 106L27 107V109H26V107H25V111H23V110H20V109H18L20 112H18V111H16L14 108H15V106L13 107V105H15V101H17V100H15V97L17 96H15V94L13 95V93ZM14 92H16V91H14ZM18 92V91H17ZM20 92H21V89H20ZM27 93H28V91H26ZM35 92V91H34ZM59 92H61V91H59ZM62 92H64V91H62ZM61 92V93H62ZM64 92V93H65ZM74 92V91H73ZM77 92V91H76ZM94 92H92V96H94L93 95V93ZM102 93L103 91H100L99 90V92L98 93ZM112 92V91H111ZM110 92V93H111ZM119 92V91H118ZM130 92V91H129ZM135 92V91H134ZM138 92V91H137ZM142 93H143V89H142V91H141ZM145 92H147V91H145ZM19 93V92H18ZM149 93L150 94H152L153 95V93H151L150 92V90H149ZM145 94V93H143V95L145 94V95H150V94ZM29 94V93H28ZM32 95H33V93H31ZM35 94H34V96H35ZM59 94V93H58ZM57 94V95H58ZM77 94V93H76ZM91 94V93H90ZM113 94L114 93H112L111 95L113 96ZM116 94H117V92H116ZM121 94V93H120ZM124 94V93H123ZM126 94V93H125ZM130 94V93H129ZM138 95H139V93H137ZM20 95H21V93H20ZM61 95V94H60ZM62 95H64V94H62ZM61 95V96H62ZM67 95H68V93H67ZM73 95V94H72ZM75 95V94H74ZM108 95V94H107ZM128 95V94H127ZM142 96V97H140L139 96V98L138 99H143V98H145V97H147V96ZM15 96V97H14ZM44 96V97H43ZM55 97V98H53V97ZM76 96V95H75ZM82 96V95H81ZM92 96H91V98H92ZM95 96H97V95H95ZM105 96V95H104ZM104 96H102V97H104ZM109 96V95H108ZM131 96V95H130ZM19 97V96H18ZM17 97V98H18ZM83 97V96H82ZM100 97V96H99ZM98 97V98H99ZM132 97V96H131ZM153 97V96H152ZM62 98V97H61ZM84 98V97H83ZM86 98V97H85ZM105 98V97H104ZM115 98V97H114ZM135 98V97H134ZM133 98V99H134ZM148 98V97H147ZM154 98H150V99H154ZM19 99V98H18ZM58 99V98H57ZM60 99V98H59ZM58 99V100H59ZM94 100H97V99H95V97L93 98ZM124 99H125V97H124ZM128 99H130V98H128ZM136 99H137V96H136ZM135 99V100H136ZM138 99L136 100V101H138ZM140 99V100H141ZM146 99V98H145ZM149 99V100H150ZM15 100V101H14ZM85 100V99H84ZM91 100V99H90ZM89 100V101H90ZM100 100V99H99ZM98 100V101H99ZM104 100V99H103ZM105 100H107V97H106V99ZM148 100V99H147ZM157 99H154V101H156ZM14 101V102H13ZM54 103H53V102ZM56 101V100H55ZM97 101V102H98ZM110 101V100H109ZM118 101H120L119 103H121V105L118 103ZM131 101H133V100H131ZM142 101V100H141ZM151 101V100H150ZM51 102L53 103V105L51 104ZM65 102V101H64ZM87 102H88V100H87ZM94 102L95 101H93V104H94ZM107 102V101H106ZM126 100H125V104H126ZM147 102V103H146ZM14 103V104H13ZM20 103V102H19ZM59 103V102H58ZM63 103V102H62ZM69 103V101L67 102V104ZM72 103V102H71ZM91 103V102H90ZM89 103V104H90ZM103 103H105L104 101H103ZM135 103V102H134ZM142 103V102H141ZM140 103V104H141ZM259 103V104H258ZM60 104V103H59ZM65 104V103H64ZM92 103H91V105H92V107L94 106ZM95 104H97L96 102H95ZM101 104V103H100ZM99 104V105H100ZM106 104V103H105ZM119 104V105H118ZM133 104V103H132ZM138 104H139V102H138ZM143 104H141V105H143ZM148 104H147V106H148ZM61 105V107L63 108V107H65L64 105L62 106V104H60ZM66 105V104H65ZM69 105H71V104H69ZM102 105H101V107H102ZM110 105H112L113 106V108H112V110H110L109 108H111V106ZM127 105L128 104H126V109H128L129 107H127ZM19 106V105H18ZM22 106V105H21ZM86 106V105H85ZM88 106V105H87ZM130 106V105H129ZM132 106V105H131ZM130 106V107H131ZM136 106V105H135ZM134 106V107H135ZM140 106V105H139ZM139 106L138 107H136L137 109H140L139 108ZM144 106H145V108H146V105H143L142 107L144 108ZM150 106V105H149ZM261 107V109H257L256 111H254V108H257V107ZM88 107H90V105L88 106ZM121 107H124V108H121ZM141 107V106H140ZM19 108V107H18ZM54 108H55V110H54ZM69 108V107H68ZM91 108V107H90ZM89 108V109H90ZM95 108H96V105H95ZM131 108H133V107H131ZM130 108V109H131ZM142 108V109H143ZM56 109L58 110V112L56 111ZM63 109H65V108H63ZM63 109H61V110H63ZM126 109H124V110H126ZM69 110V109H68ZM87 110H88V108H87ZM91 110H94V107H93V109H91ZM90 110V111H91ZM123 110V111H124ZM132 110V109H131ZM133 110H134V112L135 113H137V110L136 109H134L133 108ZM132 110V111H133ZM141 110V109H140ZM22 111V112H21ZM89 111V110H88ZM18 112V113H17ZM63 112V111H62ZM65 112H67V111H65L64 110V113ZM71 112V111H70ZM145 111H143V113H144ZM154 112V113H155ZM21 113V114H20ZM23 113H25V114H23ZM87 113V112H86ZM99 113V114H98ZM128 113H130V112H128ZM146 113V112H145ZM144 113V114H145ZM18 114H20V115H25V118L24 117H22V119H20L21 118V116H20V118L18 117ZM77 114H79L78 113V111H77ZM96 115V116H93V115ZM133 114V113H132ZM153 114V113H152ZM76 115V114H75ZM83 115V114H82ZM134 115V117H132V119L133 118H135V114H133ZM132 115V116H133ZM137 115H139V117L141 118V116H142V114H141V116H140V113L138 112V114ZM17 116V117H16ZM131 116V115H130ZM145 116V115H144ZM146 116H148L147 114H146ZM145 116V117H146ZM14 117H16L17 119V121H15V118ZM89 117H90V115H89ZM97 117V118H96ZM129 117V116H128ZM150 117H149V119H150ZM19 118V119H18ZM130 118V117H129ZM128 118V119H129ZM136 118H138V117H136ZM143 118V117H142ZM141 118V119H142ZM148 118V117H147ZM156 118V121H154L153 119H155ZM127 119V118H126ZM139 119V118H138ZM112 120V119H111ZM125 119H123V121H124ZM135 120V119H134ZM137 120V119H136ZM135 120V121H136ZM127 121V120H126ZM135 121H133V122H135ZM138 122H139V120H137ZM136 121V122H137ZM106 122V121H105ZM111 122H113V121H111ZM114 122H115V120H114ZM128 122H131V121H129L128 120ZM153 122H155V123H153ZM126 122L124 121V124H125ZM144 123H145V120H144ZM105 124V123H104ZM131 124V123H130ZM136 124V125H135ZM151 124V125H150ZM117 125V124H116ZM144 126H142V127H144ZM153 126V125H152ZM117 127V126H116ZM91 128V129H90ZM140 128V129H139ZM90 129V130H89ZM129 129H130V131H129ZM132 129V130H131ZM134 130V131H133ZM116 131V130H115ZM126 131H127V133L129 132V134H125L126 133ZM117 133H118V131H116ZM91 133V132H90ZM139 134H137V136H139ZM115 135V134H114ZM147 136L150 138H147ZM145 137L147 138V140L145 139ZM138 138H140V137H138ZM137 139V138H136ZM252 139H253V145H252ZM119 140V139H118ZM144 140H146V142L144 141ZM257 140L258 141H260V144L261 145H263V148H261L262 146L260 145L259 146V144H258V146L260 147V150H258V148L259 147H257L256 146V148H254V145H257V143H259V142H257ZM131 141H133V143L131 142ZM142 141H144V143L142 142ZM263 141V142H262ZM241 142H243L242 144H241ZM263 144H262V143ZM241 144V146H240V144ZM256 143V144H255ZM239 144V145H238ZM244 144H245V146H244ZM118 145V144H117ZM123 145H125V144H123ZM120 146V145H119ZM122 146V145H121ZM120 146V147H121ZM143 146H142V148H143ZM148 146H146L145 148H148ZM236 146H239V149H236ZM245 148H244V147ZM253 146V147H252ZM70 147V149H71V152H70V149H69V156H67V159H65L66 158V156L64 157V159H65V162L64 161H62L64 164H62V162H60L59 163V159H63V157L61 158L60 156L64 153V155L65 154H68V151L66 150V148H69ZM118 147V146H117ZM134 147H133V149H132V151H130L131 150V148H128L127 150H124V153L122 152V154L120 153V151L118 150V152H117V154L119 155V154H121V156L120 157H122V155L123 156H125V157H127V161H128V157L129 156H131L133 153H136L137 152V149L136 150H134L135 149ZM231 148H233V149H236V150H234L235 152L237 151V153H239L238 152V150L240 151V154H236V153H234L233 152V149H231ZM255 150H253V149ZM81 149H87L88 150V153L90 152V151H92L93 152V150H95L94 152V155H92V153L90 152L89 153V155H86V152H87V150H86V152H84L83 150H81ZM115 149H116V151H117V149H119V147L118 148H116V146H115ZM130 149V150H129ZM151 149L153 150V152H157L158 153V155H156L157 153H153L154 155H156L157 157H158V159H157V157L155 156H152L151 154H150V152H151ZM248 149V150H249ZM257 149V150H256ZM143 150H145L144 148H143ZM63 151V152H62ZM79 151V150H78ZM116 151H114V150H112L111 152H115L116 153ZM122 151V150H121ZM126 151L128 152H131L132 154L130 155V154H128V156H126L127 154H126ZM133 151H135V152H133ZM147 151V152H148ZM230 151V152H229ZM231 151L233 152V153H231ZM254 151V152H253ZM258 152V154L256 153V155H255V152ZM67 152V153H66ZM140 152V151H139ZM138 152V153H139ZM145 152V153H144ZM231 153V154H229V155H227L226 153ZM249 152V151H248ZM261 152V153H260ZM263 152V153H262ZM87 153V154H88ZM114 153V154H115ZM138 153H136V154H133V156H131L132 158L134 157V155L136 156ZM220 153H221V155H220ZM246 153V152H245ZM251 153V154H252ZM75 154L74 155H72V156H75ZM101 154H103V155H101ZM140 154V153H139ZM204 154H205V156H207V157H205L204 156ZM250 154V153H249ZM250 154V158L251 159H249V157H247L248 155H247V153H246V155H245V158H244V156L242 157V161H240V162H242V164H243V161H245L246 159H249L250 161H252L253 162V160H255V159H253L254 158V156L253 155H251ZM78 155V154H77ZM76 155V156H77ZM90 155H92V156H90ZM108 156V158L106 159V157L105 156ZM141 155V154H140ZM260 155V156H259ZM79 156V155H78ZM77 156V157H78ZM142 156V155H141ZM140 156V157H141ZM145 156V155H144ZM144 156H142V157H144ZM148 156H146V157H144V159H146V158H148ZM237 156H239L238 158H237ZM252 156V157H251ZM69 157V158H68ZM80 157V156H79ZM81 157H82V155H81ZM80 157V158H81ZM154 157V158H153ZM210 158H211V156H209ZM217 157V156H216ZM216 157H214V158H216ZM247 157V158H246ZM79 158V159H80ZM110 161H106L108 164L109 163H111V166L113 165L112 163L113 162H111V160L113 159V161L115 160L116 161V159L115 158H113V154H112V156H110ZM129 158L130 159V162L129 163H131V165H133L132 164V160L133 159H141V158H139V156L137 155V157L136 158ZM205 158V159H204ZM207 158V159H206ZM209 158V159H210ZM237 158V159H236ZM244 158V159H243ZM63 159V160H64ZM90 159V158H89ZM88 159V160H89ZM119 159V158H118ZM132 159V160H131ZM149 159V158H148ZM152 159H150L151 161L150 162H153V160ZM212 159V158H211ZM217 159H219V158H217ZM217 159H216V162H217ZM221 159V158H220ZM222 159H224V158H222ZM227 158H225V160H226ZM81 160V163H82V161H83V159L81 158L80 159ZM92 159H91V161H93ZM120 160H122L121 158H120ZM124 160H126V159H124ZM157 160V161H156ZM215 160V159H214ZM213 160V161H214ZM230 160V161H231ZM249 160H246V164H247V169L249 170V172H248V174L251 172L250 170H252V172H251V175H252V173H254L252 176H253V178L254 177H257L258 178V176H259V178H260V175L261 174H259V172H258V174H257V172H256V168L257 167H259L258 169H260V168H263L264 169V165H261L262 164V162L263 161H260V166H253V165H251L252 164V162H249ZM85 161V160H84ZM83 161V162H84ZM91 161H88V163L89 162H91ZM94 161H93V163H94ZM99 161H97V162H99ZM123 161V160H122ZM122 161H116V165H118V163L117 162H119V163H122ZM141 161H142V159H141ZM140 161V163H142ZM162 161H160L161 163H162ZM213 161H211L212 163H213ZM221 161V160H220ZM234 161V162H235ZM248 161V162H247ZM78 162V161H77ZM137 162V161H136ZM145 162H147V164L149 163V161H145ZM168 162V163H167ZM208 162H210V161H208ZM207 162V163H208ZM219 162V161H218ZM217 162V163H218ZM229 162V161H228ZM231 162H233V161H231ZM230 162V163H231ZM256 162L258 163V164H256ZM72 163V162H71ZM71 163H67V164H71ZM93 163L91 162V165L93 166ZM128 163V164H129ZM135 163V162H134ZM207 163H205L206 165H207ZM216 163V164H217ZM236 163H237V161H236ZM245 163H244V165L243 166H245ZM251 163V164H250ZM60 164V165H59ZM86 164V163H85ZM97 164V163H96ZM113 165V166H116V165ZM127 165L126 164V161H125V163H123V165ZM154 164V163H153ZM195 164V163H194ZM216 164H214V165H216ZM229 164V163H228ZM248 164H249V166H253L255 169V171L253 170V169H251V168H253V167H250V168H248ZM264 164V163H263ZM8 165V164H7ZM66 165V166H65ZM84 165V164H83ZM90 165V163L88 164V165H86V166H91ZM100 165V164H99ZM105 165H107V164H105ZM105 165H103V166H105ZM136 165V164H135ZM141 165V164H140ZM139 165V166H140ZM161 165V166H162ZM203 165V164H202ZM205 165V166H206ZM209 165L211 166V164L209 163ZM230 165V164H229ZM235 165V164H234ZM239 165V164H238ZM6 166V165H5ZM61 168H60V167ZM85 166V165H84ZM86 166H85V168H86ZM102 166V167H103ZM107 166H109V165H107ZM147 166V165H146ZM151 166V165H150ZM150 166H148V168H151ZM160 166V165H159ZM204 166V168L206 169V168H208L209 166H207V167H205ZM225 166V165H224ZM228 166V165H227ZM233 166V165H232ZM9 167H11V166H8L7 168L8 169H10L11 170V168H9ZM62 167L64 168V171L62 170L61 171V169H62ZM117 167V166H116ZM116 167H114V168H116ZM118 167H119V165H118ZM126 167H129V165L128 166H126ZM126 167H124L125 169H126ZM131 167V166H130ZM133 167V166H132ZM136 167V166H135ZM214 167V166H213ZM217 167V166H216ZM223 166H221V168H222ZM231 167V166H230ZM234 167V166H233ZM232 167V168H233ZM239 167H242V166H237L236 165V168L238 169ZM3 169H4V167H2ZM2 168H0V171H1V169ZM91 168V167H90ZM105 168H106V166H105ZM110 168V167H109ZM141 168H142V166H141ZM141 168H139V169H141ZM146 168V167H145ZM171 168V169H170ZM202 168H203V166H202ZM215 168V167H214ZM225 168H226V166H225ZM229 168V167H228ZM231 168V169H232ZM236 168L235 169H233V170H236ZM60 169V170H59ZM76 169V168H75ZM87 169H89L88 167H87ZM106 169H108V167L106 168ZM113 169V168H112ZM122 169V168H121ZM133 169V168H132ZM147 169V168H146ZM145 169V170H146ZM205 169H204V171H202V170H200L199 169V176H202V179H203V175L205 176ZM246 169V168H245ZM257 169V171H259ZM5 170V169H4ZM7 170V169H6ZM93 170H95V169H93ZM96 170H98L97 168H96ZM95 170V171H96ZM111 170V169H110ZM117 170V169H116ZM118 170H120V168H118ZM117 170V171H118ZM134 170V169H133ZM135 170H137V168H135ZM145 170H143V171H145ZM148 170V169H147ZM146 170V171H147ZM157 170L158 169H156V172H157ZM159 170H161V169H159ZM207 170V169H206ZM221 170H225V172L228 170V169H224V167H223V169H221ZM243 170V168L240 170V172L237 170V172H239L238 174L241 176V173H243V172H241ZM73 171V170H72ZM88 171V170H87ZM90 171V170H89ZM113 171V170H112ZM121 171V170H120ZM126 171V170H125ZM138 171V170H137ZM142 172V171H140L139 170V172L138 173H140L141 172V174L143 173V174H146V173H150V172H153V173H155V171L153 170V171H150V169H149V172ZM208 171V170H207ZM223 171H221L222 172V174H221V172H220V170H219V172H218V170H217V172L215 171H212V173L211 174H213V175H217L216 176V178L219 176L220 177V175L219 174H221L222 175V177H223V175H226V174H223V173H225V172H223ZM230 171L231 170H229V174H230ZM244 171V170H243ZM260 171H261V169H260ZM2 172H4V171H2ZM1 172V173H2ZM97 172V171H96ZM107 172V171H106ZM159 172V171H158ZM173 172H171L170 171V173H173ZM211 172V171H210ZM245 172V175H243V177L244 176H246V174H247V171L245 170L244 171ZM262 172V171H261ZM260 172V173H261ZM264 172V171H263ZM263 172H262V174H263ZM12 173V174H11ZM69 173V171H67L66 172V174H68ZM93 173H94V171H93ZM99 173V172H98ZM97 173V174H98ZM125 173V172H124ZM132 173H134V171L133 172H131V175H130V177L132 176ZM161 173V172H160ZM226 173H228V172H226ZM236 173V171L234 172V174L232 173V175H236L235 174ZM255 173L258 175V176H255ZM14 174V175H13ZM40 174V175H39ZM101 174V173H100ZM99 174V175H100ZM102 174H103V172H102ZM111 174V173H110ZM127 174V175H128ZM135 174H136V171H135ZM163 174H164V172H163ZM163 174H161V175H163ZM210 174V173H209ZM228 174V175H229ZM237 174V175H238ZM11 175H13L12 177H11ZM107 175H109V174H107ZM114 175H116V173L114 174ZM121 175V174H120ZM126 175V173H125V176H127ZM128 175V176H129ZM137 175H139L140 176V174H137ZM136 175V176H137ZM152 176V173L151 174H148L147 176V178H148V180H150L149 179V177L150 176ZM154 175H157V173H155ZM153 175V176H154ZM158 175H160V174H158ZM160 175V176H161ZM166 175V174H165ZM170 175V174H169ZM198 175V174H197ZM208 175V174H207ZM207 175H206V177H207ZM236 175V176H237ZM250 175V174H249ZM5 176H4V178H5ZM15 176V177H14ZM41 176H42V181H37V177L41 180ZM95 176V175H94ZM101 176V175H100ZM118 176V175H117ZM116 176V178H118ZM122 176V175H121ZM144 176V175H143ZM152 176V177H153ZM164 176V175H163ZM168 176V175H167ZM166 176V177H167ZM209 176V175H208ZM212 176V175H211ZM210 176V177H211ZM215 176H214V178H215ZM227 176V175H226ZM230 176V175H229ZM235 176V177H236ZM239 176V177H240ZM264 176V174L261 176V177H263ZM107 177V176H106ZM109 177H110V175H109ZM115 177V176H114ZM114 177H112V179L114 178ZM124 177V176H123ZM134 177V176H133ZM151 177V178H152ZM165 177V178H166ZM170 177V176H169ZM180 177H182V178H180ZM205 177V178H206ZM218 177V178H219ZM235 177H233L232 178V180H234L235 179ZM243 177H241V179L243 180ZM251 177V176H250ZM249 176H248V178H250ZM111 178V177H110ZM115 178V180H117ZM132 178V177H131ZM131 178H129L130 180H131ZM137 178H138V176H137ZM137 178H135V179H133V180H136ZM141 178V177H140ZM147 178H145L144 179V177L142 178V180L144 179V180H147ZM154 178V177H153ZM161 178V177H160ZM159 178V179H160ZM193 178V177H192ZM215 178V179H216ZM230 178V177H229ZM245 178V177H244ZM252 178V177H251ZM250 178V179H251ZM264 178V177H263ZM12 179V180H11ZM51 179H53V180H51ZM95 179V178H94ZM109 179V178H108ZM126 179H127V177H126ZM156 179H157V177H156ZM155 179V180H156ZM176 179H174V181L175 182H177L176 181ZM231 179V178H230ZM246 179V178H245ZM48 180V182H49V184L47 183V186L45 187V185H46V181ZM51 180V181H50ZM71 180V179H70ZM69 180V181H70ZM78 180V179H77ZM111 180V179H110ZM121 180V179H120ZM123 180H124V178H123ZM129 180V181H130ZM137 180H141V179H137ZM142 180H141V182H142ZM158 180V179H157ZM165 180V179H164ZM171 180H173V179H171ZM203 180H206V179H203ZM218 180V179H217ZM252 180V179H251ZM254 180H257L256 178L254 179ZM5 181H6V179H5ZM7 181H8V179H7ZM10 181H12L11 183H10ZM53 181V182H52ZM112 181V180H111ZM113 181H114V179H113ZM122 181V180H121ZM121 181H118V184H119V182H120V184H121ZM185 181V180H184ZM212 181H214L213 179H212ZM259 181V180H258ZM50 182H52L51 184H50ZM116 182V181H115ZM123 182V181H122ZM125 182V181H124ZM131 182V181H130ZM136 182H138V181H135L134 183H136ZM152 182V181H151ZM153 182H155V181H153ZM166 182V181H165ZM170 182V181H169ZM180 182H182V180L180 181ZM179 182V183H180ZM187 182V181H186ZM215 182V181H214ZM243 182H245L244 180H243ZM242 182V184L244 185V183ZM250 182H253V181H250ZM260 182V181H259ZM85 183V182H84ZM83 183V184H84ZM88 183V182H87ZM86 183V185L88 186V184ZM111 183V182H110ZM128 183V181H126V184ZM133 183V182H132ZM132 183H130V184H132ZM133 183V184H134ZM145 183H148L147 181H143V183H141V185L142 184H145ZM156 183V182H155ZM185 183V182H184ZM183 183V184H184ZM188 183V182H187ZM238 183H239V181H238ZM249 183V182H248ZM262 183V182H261ZM76 184V183H75ZM92 184V183H91ZM117 184V185H118ZM132 184V185H133ZM139 184V183H138ZM154 184V183H153ZM241 184V183H240ZM251 184V183H250ZM249 184V185H250ZM254 184H256L255 183V181H254ZM264 184V183H263ZM62 185H65L66 187H67V189L68 190H65L64 192L61 190V187H62V189H63V187H65V186H62ZM68 185V186H67ZM90 185V184H89ZM132 185H131V187H132ZM146 185V184H145ZM149 185V184H148ZM148 185H146V186H148ZM180 185V184H179ZM247 185V184H246ZM248 185V186H249ZM251 185H253V184H251ZM258 185H259V183H258ZM261 185V184H260ZM58 186V187H57ZM60 186V187H59ZM86 186V187H87ZM127 186H129V184L127 185ZM127 186H125V187H127ZM134 186V185H133ZM186 186H187V184H186ZM242 186V185H241ZM262 186V185H261ZM56 187L57 188H59V190H60V192L58 193L57 191H59L58 189H56ZM68 187H70V188H68ZM72 187V188H71ZM149 187L151 188V186L149 185ZM185 187V186H184ZM246 187V186H245ZM251 187V186H250ZM255 187V186H254ZM4 188V187H3ZM46 188V190L47 191H49L48 192V194H44V189ZM85 188V189H84ZM141 188V187H140ZM144 188V187H143ZM145 188H147V187H145ZM178 188V187H177ZM186 188V187H185ZM244 188V187H243ZM259 188V187H258ZM66 189V188H65ZM112 189V188H111ZM142 189V188H141ZM255 189H257V186H256V188ZM260 189V188H259ZM263 189V188H262ZM262 189H261V191H262ZM45 190V191H46ZM70 190V191H69ZM73 190V193L74 194H76L77 193V191L78 190H80V193L82 194V192L84 191V195L82 196V195H79V192H78V195L80 196V197H77L76 195H74L71 191ZM81 190H82V192H81ZM85 190H86V193H85ZM130 190H132V189H130ZM134 190V189H133ZM153 190V189H152ZM245 190H247V189H245ZM258 190V189H257ZM264 190V189H263ZM34 191H35V193H34ZM146 191V190H145ZM36 192H38L39 193V195L41 196V197H38V198H41V201H39V200H37L38 202H41L40 204L41 205H38L37 204V201L34 203H31V204H37V206H39V207H36V206H32V207H29V206H22V205H25L26 203H27V201H28V199H33V198H29V197H31V195H33V193L35 194V198H36V196H38V194H36ZM66 195V194H68V192H69V194H70V192H71V196H72V194L74 195V196H72V198H71V196H69V195H67V197L63 194V193ZM66 192V193H65ZM76 192V193H75ZM142 192V191H141ZM176 192H180V193H182V191H176ZM186 192V191H185ZM16 193V194H17ZM88 193V194H87ZM136 193V192H135ZM135 193H134V195H135ZM139 193V191L137 192V195H139L138 194ZM153 193V192H152ZM177 194V193H176ZM12 195V194H11ZM93 195V194H92ZM136 195V196H137ZM187 195H188V193H187ZM50 197L51 198V200H49V199H47V197ZM70 197V199H69V197ZM175 196V195H174ZM10 197V196H9ZM14 197V196H13ZM16 198H17V196H15ZM92 197V196H91ZM132 197V196H131ZM2 198H4V195L2 196ZM38 198H36V199H38ZM68 198V199H67ZM171 198V197H170ZM10 199V198H9ZM164 199V198H163ZM183 199V198H182ZM189 199V198H188ZM67 200H70V201H68L67 202ZM178 200V199H177ZM186 200H187V198H186ZM3 201V200H2ZM156 201V200H155ZM158 201V200H157ZM1 202V201H0ZM71 203L72 205H73V207L71 208L70 207V205L69 204H67V203ZM175 202H176V200H175ZM2 203H4V202H2ZM16 203V202H15ZM66 203V205H68L67 206V209H68V207H70L71 209V211L68 213L67 211L68 210H66V211H64V209L63 210H61L62 208H60V207H63V206H61V205H64ZM94 203V204H93ZM152 203H154L153 201H152ZM1 204V203H0ZM4 204H6V202L4 203ZM178 204V203H177ZM187 204V203H186ZM2 205V204H1ZM0 205V206H1ZM71 205V206H72ZM97 205H99V203L97 204ZM120 205V204H119ZM3 206V205H2ZM1 206V207H2ZM171 206V205H170ZM181 206V205H180ZM21 207H22V210H21ZM97 207H99V206H97ZM177 207V206H176ZM65 208V207H64ZM1 209H5V208H1ZM7 209V210H8ZM66 209V208H65ZM73 209V210H72ZM125 209V208H124ZM179 209V208H178ZM20 210H21V212H20ZM181 210V209H180ZM4 211V210H3ZM6 211V210H5ZM8 211V212H9ZM73 211V212H72ZM169 211V210H168ZM13 212H15V211H13ZM170 212H172V211H170ZM1 213H4V214H6L5 212H1ZM12 213V212H11ZM126 213V212H125ZM14 214V213H13ZM12 214V215H13ZM145 214V213H144ZM143 214V215H144ZM8 215H10V214H8L7 213V216ZM48 215V216H47ZM1 216H3V215H1ZM11 216V215H10ZM10 216H8V218L10 217ZM19 216H22V218L21 217H19ZM50 216V217H49ZM127 216H129L128 215V213H127ZM4 217V216H3ZM19 217V218H18ZM73 217V218H72ZM103 218V217H102ZM129 218V217H128ZM12 219V218H11ZM20 219V220H19ZM15 220V221H14ZM35 220L38 222L37 224H34L35 223ZM128 220V219H127ZM1 223V222H0ZM65 225V226H67V229L66 230H64V231H61L60 233H55V231L57 232L58 231V228L60 227V225ZM129 224V223H128ZM64 225L63 226H61V227H63L64 228ZM102 226V227H101ZM106 226V225H105ZM130 226V225H129ZM60 227V228H61ZM111 227V226H110ZM0 228L2 229V227L0 226ZM4 228V227H3ZM59 228V229H60ZM103 228V229H102ZM132 228V227H131ZM1 229H0V231H1ZM5 229V228H4ZM135 231V230H134ZM136 231H138V229L136 230ZM135 231V232H136ZM247 231H249V230H247ZM139 232V231H138ZM138 232H136V235H137V233ZM143 232V231H142ZM3 233V232H2ZM246 233H248V232H246ZM5 234H6V231H5ZM135 234V233H134ZM1 235V234H0ZM52 235H56L53 239L51 238V236ZM2 236V235H1ZM138 236V235H137ZM244 238H245V234H244ZM244 238H242V239H244ZM248 239V238H247ZM249 239H251V238H249ZM98 240V239H97ZM138 240V239H137ZM4 241V240H3ZM141 241V240H140ZM99 242V241H98ZM165 242V241H164ZM254 242V241H253ZM100 243V242H99ZM209 243V242H208ZM211 243H213V242H211ZM217 243V242H216ZM44 244H46V243H44ZM213 245V244H212ZM218 245V244H217ZM244 245V244H243ZM246 245H247V243H246ZM44 246V245H43ZM46 247H47V245H45ZM44 246V247H45ZM249 246V245H248ZM10 247V246H9ZM43 247V248H44ZM46 247H45V249H46ZM207 247V246H206ZM212 247V246H211ZM222 247V246H221ZM246 247V246H245ZM48 248H50V247H48ZM205 248V247H204ZM45 249H41L40 251H41V253H42V251H44ZM167 249V248H166ZM185 249V248H184ZM218 249V248H217ZM216 249V250H217ZM37 250V249H36ZM35 249H34V251H30V253L28 252V257H27V259H31L30 261H27L25 264H38L40 261L38 260V258H39V255H40V251L39 252H37ZM51 249H49V251H50ZM176 250V252H177V249H175ZM175 250L173 251V253L174 254H172V255H175ZM215 250V251H216ZM47 251H48V249H47ZM58 251V250H57ZM204 251V250H203ZM247 251V250H246ZM59 252V251H58ZM179 252V251H178ZM218 252V251H217ZM217 252L216 253H214V254H216V256H217ZM54 253H55V251H54ZM102 253V252H101ZM53 254V253H52ZM60 254H62L63 255V252H60ZM205 254H207L206 252H205ZM213 254V255H214ZM61 255V256H62ZM169 255V254H168ZM167 255V256H168ZM176 255H178L177 253H176ZM52 256H54V255H52ZM59 256V255H58ZM64 256V255H63ZM66 256H64L63 257V260L66 258ZM166 256V255H165ZM166 256V257H167ZM114 257V259H112L111 260V263H113V264H128V261L126 260V257H125V255H124V252L122 253H116L115 254V256H113ZM170 257H174V256H171L170 255ZM208 257V256H207ZM246 258V257H245ZM255 258H257V257H255ZM139 259V258H138ZM166 259V258H165ZM167 259H169L168 257H167ZM209 259V258H208ZM212 259V258H211ZM216 259V258H215ZM258 259V258H257ZM264 259V258H263ZM173 260V259H172ZM176 260V259H175ZM259 260V259H258ZM262 260V259H261ZM151 261V260H150ZM163 261V260H162ZM166 260H164V262H165ZM222 260H220V262H221ZM224 261V260H223ZM227 261V260H226ZM225 261V262H226ZM236 261V260H235ZM238 261V263L240 262L239 260H237ZM256 261V260H255ZM7 262V263H8ZM64 262H66V260L64 261ZM68 262V261H67ZM140 262V261H139ZM153 262V261H152ZM173 263H174V261H172ZM211 262V261H210ZM242 262V261H241ZM244 262V261H243ZM258 262V261H257ZM263 262H264V260H263ZM18 263V262H17ZM108 264H109V262H107ZM110 263V264H111ZM167 264H169L168 262H166ZM212 263V262H211ZM227 263V262H226ZM235 263H237V262H235ZM251 263V262H250ZM259 263V262H258ZM257 263V264H258ZM52 264V263H51ZM139 264V263H138ZM143 264V263H142ZM163 264V263H162ZM176 264V263H175ZM241 264V263H240ZM253 264V263H252Z\"/></svg>",
  "mask_w": 264,
  "mask_h": 264
},
{
  "label": "rangeland",
  "instance_id": "obj_2",
  "mask_svg": "<svg viewBox=\"0 0 264 264\" xmlns=\"http://www.w3.org/2000/svg\"><path fill=\"white\" fill-rule=\"evenodd\" d=\"M5 0H0V19L2 20H0V37L2 38V37H4L3 35H6V32H4L5 31V29H7L6 31L7 32H10V30H12V26L15 28V26L18 24V22H19V20H21V19H23L22 21H25V20H29L30 21V18H31V13H29L27 16H28V18L27 19H25V17H27V16H23L22 17V14L23 15H25V13L27 14V12H28V10H26L27 12H25V10L23 11V13L21 14V17H19L20 15L19 14H17L16 12H18V13H21V11L19 12V11H16V12H14V11H10V8H11V5H12V3L11 2H9L10 0H6V2H4ZM11 1H14V0H11ZM55 1V4H56V1H58V0H54ZM54 1L53 0H50V3H54ZM61 1L62 0H60V1H58L57 2V4L58 5H63L64 7L65 6H68V4L69 3H67L68 1L71 3V2H73L74 1V4L72 5V4H70V7H74V5H75V3L77 4L78 2V4L80 5V3H82L83 1L85 2V7H86V9H88V11L87 10H85L86 12H88L87 14H88V16L84 13V15H80V14H82L83 13V11L81 10V11H78V12H76V14L77 15H79V17L81 18V16L83 17H85V18H81L80 20H81V27H80V31H79V33H78V35L80 34V36L78 37V35L75 37L76 38V40H80V41H76L75 43L73 42L72 44H71V42L73 41V40H71V42H69L70 43V45L68 44V42H66L68 45H66V44H60V45H58L57 47H56V45H53L52 47L54 48V49H52V47L51 46H48V48L47 47H42L41 49H40V43L38 42V43H35V42H33V40H37V38L40 40V42H41V39L39 38L40 37V33L39 34H37L38 32L35 30L34 32H37V33H33V34H37V38H35V36L36 35H33V34H31L33 31L31 30V33H26L27 31L23 28V25H24V23L25 24H27V21H25L24 23H22L21 21L19 22V25L18 26H16V27H18V31L19 32H21V31H23V32H21V33H19L18 31V34H17V32H16V28H15V33H14V38L12 37V40H11V36L9 37V35L7 34V36H5V38L4 39H2V40H5V42H7L8 43V41H7V39H9L10 38V40L9 41H11V45H9V43H8V45H7V43H5L6 45H7V47L9 46L10 48H9V50H7L6 48H4V50L6 49V51H3V55H2V58H1V56H0V60L2 61V62H6V63H8L7 65L9 66H4L3 67V65H2V67L3 68H1V69H3V70H8V69H10V70H8V71H6V74H8L10 77H7V79H11V80H5L6 79V77L4 78V73L5 72H3V70H2V72H3V77H2V75H1V77H2V81L1 82H3L4 80L6 81V83L4 82V83H0L1 84V86H2V88H5V89H3L1 92L3 93V95L4 94H9L11 91H10V88H11V90H12V92L11 93H13V95L15 94V100H17V101H13L14 103H15V105H13V107L15 106V110L16 111H18V112H20L18 109H20V110H23V111H25L24 109H25V107L23 106V105H26L25 103H27V102H29V100H32V108H34L35 107V104L37 103L36 102V100L37 99H39V98H37V96H42V95H39L40 94V92H43L44 94H46L47 92V94H50V93H52L53 94V96H55L56 95V98L55 97H53V98H55V99H53V101L54 102H56L57 104L56 105H53V103L51 102V104L53 105V106H56L55 108H57L59 111H61L60 113L62 114H69V115H72L73 114V118H76V116H83V117H85L86 119H88V118H92V114H91V112L92 113H97V110H100V112H102L101 110L104 108L103 107V105L102 104H104V106L106 105H109L110 103H112V101H111V99H109L110 97L112 98V100L114 101L115 99H116V101H117V99H118V96L119 95H121V97L120 98H122L124 95V97H125V99H124V97L122 98V100H123V104H122V106L124 105L125 106V108L124 107H121V108H124V109H126V104H128L127 105V107H129L128 109H126V110H124V109H122V115L125 113V111H127L128 110V112H130V113H128V112H126V114H124L123 116H125V115H127V116H125L126 118H123V119H125L124 121L126 122L125 124H124V121H123V119H117V118H114V117H111V119H109V121L107 122V120H105L104 121V123L102 122V124H96V125H94L93 127H92V129L89 131V135H92L93 134V136L95 135H98L97 133H100V131H102V130H106L107 132L111 129V130H113V129H115L116 131H118V133L114 130V134H112L111 135V140H113V141H116V144H115V146H116V148H118L119 147V149H117V151H116V149H115V146L114 147H112L111 149L112 150H114V151H116V153L115 152H111L112 150H110V151H108V148H104V150H106V151H104V153L103 154H105L106 152L108 153L109 152V154L111 153V155L110 156H112V154H113V158H115L116 159V161L118 160L119 162L120 161H122V163H119V162H117L118 163V165H119V167H118V165H116L115 163H116V161L114 160L113 161V159L111 160V162H113L112 164L114 165H116V166H111V163H107L108 161H110V156H109V160L107 161V160H105L104 159V161H105V163H102L101 164V162H103V161H99L98 160V158H99V154H97V153H95L94 151L95 150H93V152L92 151H90L91 153H92V155H94V153H95V159H97V160H93V156L92 155H90V156H92V158L91 157H87V158H83V156H85V155H83V153L81 154L80 152V149L78 148L77 149V152H79V153H77L80 157H81V155H82V159H83V161H82V163H81V158L77 155V154H75L76 153V148L74 149L73 147H71L72 148V151L74 152V150H75V156H72V155H74L73 154V152L72 153H70V156L72 157V159H67V156H69V149H70V147L69 148H66V150L68 151V154H65L64 155V153L60 156L61 158L64 156H66V158L65 159H67L68 161H66L65 162V159H64V157H63V159H59V163L60 162H62V161H64L65 163H66V165H69V167L67 168V166L66 167H64L65 168V171H64V168L62 167V169H61V171L63 170L64 172H65V176L67 175L68 176V181H67V183L68 184H70V183H72V184H74L73 185V187L75 186V190H76V188L77 187H81V186H83V187H85L86 188V190L88 189V190H90V192H88L90 195H89V199H91V201L93 200L94 201V203L96 202L97 204L99 203V205H97L96 203V205H94L95 207H96V209H97V211L99 210V212H100V215H101V219H102V222H103V220H104V222H103V224H105V223H107V224H105V225H102V226H104V230H102V232H101V235H100V237H98L97 239H96V241H97V246H100L101 247V249H102V253L100 252V259L102 260V263L104 262V264H108L107 262H109V264L111 263V260L112 259H114V257L113 256H115V254L116 253H123L124 252V255H125V257H126V260L128 261V264H167L166 262H168L169 264H257L258 262V264H264V262H263V258H264V176L263 177H261L263 174H264V169L263 168H260L261 169V171L263 172V174H262V172L260 171V169H258L259 167H257V166H260V161H263L262 162V164L261 165H264L263 163H264V160H262V158H261V160H260V157H259V165H255V164H253L255 161H257L258 160V156L257 157H255L254 156V154L252 153V151H250V149H251V147H249L250 146V142L249 141H251V140H249V141H247V142H244L246 145H249L248 146V148L246 149V153H247V157H249L250 156V154L251 155H253L254 156V158L253 159H255V158H257V160L255 159V160H253V162L252 161H250L249 159H251L250 157H249V159H246V160H249V162H252V164L251 165H255L256 167V172H257V174H258V172H259V174H261L260 175V178H259V174L257 175L256 173H255V176H258V178L257 177H254L253 178V174L254 173H252V175H251V172H252V170H250L251 172L248 174V172H249V170L247 169V164L245 163L246 162V160L245 161H243V164H242V162H240V161H242V157L244 156V158H245V155H246V153L244 152V154L242 155V151H244V149H242V147H241V149H239V146H236V149H239V150H242L241 151V154H240V151L238 150V152L239 153H237V151L235 152L234 150H236V149H233V148H231V149H233V152L234 153H236L237 155L238 154H240L241 156L239 157V156H237V158L239 157V158H241V159H237L236 161H237V163H236V161L235 160H231V161H233V162H231L230 160H229V158H231L230 156H229V158L228 157H222L223 156V154H224V152L222 153V156H220L219 157V155H218V153H217V155L214 153L213 155H212V153L210 154V153H207V154H209V156H211V158L208 156V160H204V162H202L201 164H199V166H197V162H196V160L195 161H193V165H192V167H193V169L195 170V175H192L191 176V178L189 177V178H187V179H181L182 180V182H180L181 180L180 179H176V175H174L175 176V178H173L171 175L172 174H176V173H174L173 172V168L170 170L171 172H173V173H170V171H169V173L167 172L166 173V170H169V169H167L168 167H170L171 166V164L169 163V165H168V167L166 166L167 164L165 163H163L164 162V160L162 161V159L161 158H159L160 160H159V164H158V166H156L157 168L156 169H158L157 170V172H156V169H154L155 167V165L158 163V162H154L155 161V156L156 155H158V153L155 151V152H153V150H156V148H157V146H155L156 144H155V142H152V141H154V139L153 140H151L149 137H151L150 135L152 134V137H153V134L154 133H152V131L154 130V128H155V126H154V124H152V119H151V117L152 116H154V115H156V112L155 111H151V109L152 110H156V109H158V97L157 98H154V96L156 97L157 95H154L156 92H155V87H157V84L156 83H159L158 82V79H156L155 80V78H156V76L158 75V73H156L158 70L157 69H155L156 67H155V62H154V60H157V59H154L155 58V53L157 52V50H156V52H155V49L157 48V49H159L158 47H156V45H158L156 42V35H154V34H156L157 33V28L156 27H158V26H155V25H158V24H156V22L158 23V20H159V18H160V15H165L164 13H163V11L164 12H166L167 10V12H168V14H170L171 13V10H170V8L169 9H166V8H168L167 7V5L166 4H168V5H171V0L170 1H168V0H153V2H152V0H104L106 3H108V4H105V2H104V4L106 5V6H104L103 5V2H100V1H102V0H95V1H93V0H83L82 2H80V0L78 1V0H68L67 2H66V0L63 2L62 1V3H64V4H62L61 3ZM78 1V2H77ZM86 1H88L87 2V4H89V7H94L95 8V10H94V8L92 9H90L91 10V12H89V7H88V5L86 4ZM111 1V2H110ZM148 3H147V2ZM160 1V2H159ZM162 1V2H161ZM173 1H175V0H173ZM176 1H179V0H176ZM193 0H188V2H192ZM204 1L205 0H202V3H204ZM207 1V2H206ZM205 1V3L208 5V7H209V9H213V8H215V9H213V10H215V11H217V9H221V8H219L218 6L220 5V7H221V5L223 6V5H225L226 3H228V4H238V3H241V2H244V1H249V0H206ZM209 1L211 2L210 4H209ZM219 1V2H218ZM239 1H241V2H239ZM255 1V0H254ZM258 1H260V0H258ZM261 1H264V0H261ZM2 2V3H1ZM9 3V6H8V3ZM49 2V1H48ZM65 2H66V4L67 5H65ZM83 2V3H84ZM91 2H93V4L94 3H99L100 4V6L102 7H99V4H90ZM127 2V3H126ZM143 4H146L147 5V7H145L146 5H143V7H145V8H147L150 12H148L147 11V9H143L142 8V3ZM212 2H214V3H212ZM215 2H216V4H218V3H223V2H225V3H223V4H218V5H216L215 4ZM218 2V3H217ZM7 3V4H6ZM82 3V4H83ZM149 3H151V4H149ZM158 3V4H157ZM162 3V4H161ZM165 3V4H164ZM5 4V5H4ZM11 4V5H10ZM14 4V3H13ZM125 4V5H124ZM131 4V5H130ZM134 5V7H133V5ZM154 4V5H153ZM2 5H3V7H2ZM72 5V6H71ZM76 6L75 5V7H77V10L78 9H80V7H83V9H84V6L83 5H80V6ZM92 5V6H91ZM129 7H128V6ZM136 5H138V9H143L142 11L140 10V12H142L143 13V15L138 11V9L136 10ZM150 5H152V6H150V8H151V10H150V8H149V6ZM160 5H162V7H164V5H166V8L165 9H163ZM210 5V6H209ZM213 5V6H212ZM217 6V8H216V6ZM4 6H6V7H4ZM63 6H61V7H63ZM97 6L99 7V9L97 8ZM131 6V7H130ZM141 6V7H140ZM158 6V7H157ZM133 7V8H132ZM140 7V8H139ZM170 7V6H169ZM8 8H9V10H8ZM113 8V9H112ZM123 8H124V10H123ZM131 8V10L129 11V9ZM155 8H157L159 11L160 10H162V11H160V13H158V10L157 9H155ZM159 8H162V9H159ZM8 10V12H11L10 14L11 15H9V13L7 12V10ZM68 9L69 8H67L66 7V9L65 10H67L68 11ZM82 9V8H81ZM121 9H122V11L124 12V11H126L125 9H127V11H129V12H134V11H136V12H134V14L136 13V16H137V14L139 13V15L141 14L142 16H144V14H145V19L143 20L144 21V24H142V23H140V22H143V21H141L144 17H140V16H138V17H140L139 19L140 20H135L134 19V15H133V13L130 15V16H132L133 15V17H131V18H133V19H131L132 21H135L136 23L137 22H139V24H136L135 22L133 23L132 21V26L134 25V24H136V27H135V30H136V28H138L139 30H141V33L143 32L144 33V37L143 38H141L142 37V35H141V33L139 32V34H140V37H136L137 35V32L139 31L138 29H137V31H135V30H132L131 31V29L132 28H134V27H132L131 26V24L129 25L128 24V20L126 21V19H125V21H123L122 19H121V17L123 16V14L122 13H120V12H118V13H120V15L122 14V16H120V20L121 21H123V22H121V24H120V22H118L117 20H115V19H117L116 17H114V14H115V12L114 11H121ZM211 9V11H213ZM2 10V11H1ZM63 10V9H62ZM99 10V11H98ZM109 10H110V12H109ZM146 10V12H148V13H144L143 11H145ZM6 11V12H5ZM96 11V12H95ZM121 11V12H122ZM25 12V13H24ZM64 12V11H63ZM79 12H81V13H79ZM109 12V13H108ZM111 12H114V13H111ZM129 12H127V13H129ZM167 12H166V14H167ZM109 15L110 13V15H111V17H113V18H111L110 19V15L108 16L107 14ZM154 13V14H153ZM163 13V14H162ZM2 14V15H1ZM67 15V14H70L69 13V11H68V13H64V15ZM99 14V15H98ZM105 16H104V15ZM116 14H117V12H116ZM147 14H148V16H147ZM159 14V15H158ZM5 15V16H4ZM18 15V16H17ZM102 15V16H101ZM113 15V16H112ZM13 16H16L19 20H17L16 21V18H14ZM67 16H69V15H67ZM87 16V17H86ZM90 16V17H89ZM106 16L108 17L107 19H108V21H106L107 19H106ZM118 16V15H117ZM129 16V17H130ZM147 16V17H146ZM2 17V18H1ZM5 17H6V19L8 18L9 20H7V22L9 23H6V19H5ZM13 17V18H12ZM91 19V17H92V19L90 20L89 18ZM98 19H97V18ZM99 17H103V18H105V20L103 19V21H105L106 22V25L108 26H111L110 24H112L113 23V21H117L116 23L117 24H113L111 27H107L105 24H104V26L106 27H104L103 25H101V24H96V23H98L99 21L101 22L102 21V19H100ZM138 17H136V18H138ZM153 17V18H152ZM4 18V19H3ZM86 18H88L89 19V22H91V24H90V28H89V23H88V21L86 22L85 21V19ZM118 18H119V16H118ZM128 18V17H127ZM149 18V19H148ZM152 20H151V19ZM13 19H15V21L13 20ZM87 19V20H88ZM95 21H94V20ZM110 19V20H109ZM112 19H114L113 21H112ZM156 19V21L155 22H153L154 20ZM11 20H13V22L11 21ZM80 20H79V23H80ZM85 21V22H82V21ZM99 20V21H98ZM119 20V19H118ZM119 20V21H120ZM146 20V21H145ZM5 21V22H4ZM9 21H11V23L9 22ZM28 21V22H29ZM102 21V22H103ZM111 22L112 21V23H109V24H107L108 22ZM151 21V22H150ZM3 22V23H2ZM15 22H17V23H15ZM96 22V23H95ZM99 22V23H100ZM101 22V23H102ZM104 22V23H105ZM125 22V23H124ZM150 22V23H149ZM4 23L6 24V26H10L9 28L7 27L6 28V26L4 25ZM12 23H14V25L12 24ZM20 23H21V25H20ZM29 23H31V21L29 22ZM29 23H28V27H29ZM152 23V24H151ZM153 23H155V25L153 24ZM8 24V25H7ZM103 24V23H102ZM119 24V25H118ZM126 24V25H125ZM127 24L129 25V26H127ZM31 25V24H30ZM98 26V28H95V27H97ZM101 25V26H100ZM118 25V26H117ZM125 25V26H124ZM137 25H141V26H138L137 27ZM19 26H21L20 28H19ZM85 27V29L83 28V27ZM93 26V27H92ZM104 27V29H107V30H105L104 31V33H105V35H106V33H107V35L109 36H105V35H103V37H102V33H101V39H102V41L100 42V38H98V41L99 42H97V43H95V42H93V43H88L89 42V36L88 35H94V34H97L98 35V31L97 30H102L103 29V27ZM153 26H154V28H153ZM26 27V26H25ZM28 27H26L28 30H29V28ZM88 27V29H86ZM101 27V28H100ZM114 27V28H113ZM121 29L122 28V30H120L119 28ZM126 29L127 27V29H128V31H126L124 28ZM130 27H132V28H130ZM141 27V28H140ZM14 28H13V30L12 31H14ZM84 29V31L88 34L87 36L85 35L86 33L85 32H83V31H81V29ZM111 28H113V30H110L109 31V29H111ZM129 28H130V30H129ZM147 28H148V30H147ZM30 29H31V27H30ZM33 29V28H32ZM95 29V30H94ZM147 31V32H145V30ZM4 30V31H3ZM90 30V31H89ZM91 30L93 31L94 30V32H96V33H94L93 34V32H91ZM142 30H144V31H142ZM152 30V31H151ZM156 30V31H155ZM11 31V33H9V34H13V32ZM107 31V32H106ZM116 31V33L117 34H119V33H123L122 34V36H120L121 34H119V38H118V36L116 35V33H113V32H115ZM118 31H120V32H118ZM126 31V32H125ZM136 32V34H134V32ZM3 32H4V34H3ZM24 32L26 33L25 35H27L26 37L28 38L29 37V34H31V38H32V40H31V38L29 39L30 40V42H31V45H34V43L38 46L39 45V47H37L36 45H34V48H33V50H32V47H31V45H30V43L29 44H25L26 43V40H28V39H26V38H24L25 37V35H24ZM29 32H30V30H29ZM101 32H103V30L101 31ZM109 32V33H108ZM132 33V34H129V33ZM156 32V33H155ZM82 33H84V35L82 34ZM90 33V34H89ZM92 33V34H91ZM100 33V32H99ZM110 33H112L111 35L112 36H114V38L110 35ZM146 33V34H145ZM148 33V34H147ZM153 33V34H152ZM17 34V35H16ZM24 36H23V35ZM128 36H127V35ZM2 35V36H1ZM18 35H20V36H18ZM34 36V38H33V36ZM133 35V37H131ZM136 35V36H135ZM147 35H148V37L150 36V39H148L147 38ZM156 36V37H154V36ZM18 36V38L16 39V40H14V42H16V43H14L13 42V39H15L16 37ZM39 36V37H38ZM86 36V38H84V39H86V40H84L82 37H85ZM105 36V37H104ZM116 36V37H115ZM125 36V37H124ZM145 36H146V40H145ZM8 37V38H7ZM22 39H21V38ZM81 37V38H80ZM87 37H89L88 38V41H87ZM111 37V38H110ZM129 37V38H128ZM134 37H136L137 38V40H138V38L140 39V40H142V42L140 41V40H135L134 39ZM20 38V39H19ZM24 38V39H23ZM104 38V39H103ZM107 38H108V40L109 41H107ZM113 38V39H112ZM118 38V39H117ZM132 38V39H131ZM154 38H156V39H154ZM83 39V40H82ZM106 39V40H105ZM116 39V40H115ZM128 39V40H127ZM131 39V40H130ZM133 39H134V41H133ZM20 42H19V41ZM25 42H24V41ZM35 40V41H36ZM38 40V41H39ZM110 40H113V41H115V42H113V41H110ZM117 40H119L120 42H121V44H122V46H124V47H122L121 46V44L119 43L118 44V41ZM125 40H127V41H125ZM154 40V41H153ZM1 41V40H0ZM66 41H70L69 39H67ZM105 41V44L106 45H104V46H102L104 43H102V42H104ZM106 41L108 42V44L106 43ZM116 41H117V43H116ZM128 41H130V44L128 43ZM133 41V43L134 44H132L131 42ZM150 41V42H149ZM24 42V44H22ZM32 42H33V44H32ZM112 42V43H111ZM127 42V43H126ZM144 42H146V43H144ZM148 42V43H147ZM1 43H3L4 44V42H2L1 41ZM14 43V44H13ZM28 43V42H27ZM63 43V42H62ZM65 43V42H64ZM83 45H82V44ZM84 43H86V44H84ZM95 43V46L93 45ZM116 43V44H115ZM136 43H139V44H136ZM144 43V44H143ZM4 44V45H5ZM74 44V45H73ZM79 44V45H78ZM99 44V45H98ZM100 44H102V45H100ZM109 44H111V45H109ZM127 44H129V46H131V44H132V48L130 47V49H129V46H127ZM142 44V47L140 46ZM152 44H154V45H152ZM5 45V46H6ZM13 45V46H12ZM15 45V46H14ZM24 45V46H23ZM61 45H63L62 47L66 50H62L63 48L62 47H60L59 48V46H61ZM88 45H89V47H88ZM96 45H98V47H96ZM136 45V46H135ZM144 45V46H143ZM146 45V46H145ZM0 46H3V45H0ZM5 46H3V47H5ZM18 46V47H17ZM20 46H22V47H20ZM65 46H66V48H65ZM70 47V48H68V47ZM72 46V47H71ZM76 46V47H75ZM83 46V48H84V51H82L83 49H81V47ZM92 46H94V47H92ZM102 46V47H101ZM118 46H120V47H118ZM149 46V47H148ZM159 46V45H158ZM2 47V48H3ZM29 47V48H28ZM49 47H51V48H49ZM74 47V48H73ZM105 47V48H104ZM116 47V48H115ZM134 47V48H133ZM141 47V48H140ZM148 47V49H146ZM155 47V48H154ZM1 48V47H0ZM1 48V49H2ZM12 48H14V50H15V53H13L14 52V50H12ZM20 48V49H19ZM44 48V49H43ZM46 48V49H45ZM62 48V49H61ZM76 48V49H75ZM81 49V50H79V49ZM94 48V49H93ZM102 48V49H101ZM154 48V49H153ZM11 49V50H10ZM26 49H27V52H26ZM50 49V50H49ZM68 49H69V51H68ZM89 49V50H88ZM92 49V50H91ZM117 51H116V50ZM129 49V50H128ZM135 49V50H134ZM142 49V50H141ZM150 49H152L151 51H150ZM45 50L47 51V50H49V51H47L46 53H45ZM57 50V51H56ZM72 50H74V51H72ZM76 50H78V53H77V51ZM104 50L106 51V52H104ZM115 50V51H114ZM120 50V51H119ZM122 50V51H121ZM124 50V51H123ZM128 50V51H127ZM146 50V51H145ZM7 51H9V52H12V54L11 53H9V54H11V55H7L8 54V52ZM21 51H22V54H21ZM62 51H63V53H62ZM68 51V52H67ZM71 51H72V53H71ZM76 51V52H75ZM80 51V52H79ZM88 51V52H87ZM91 51H92V53H91ZM136 51H137V53H136ZM139 51H141L142 52V55H139L140 53H139ZM145 53H144V52ZM2 52V51H1ZM1 52H0V54H1ZM6 52H7V54H6ZM42 52V53H41ZM45 54H44V53ZM61 52V53H60ZM67 52V53H66ZM111 52V53H110ZM114 52V53H113ZM121 52V53H120ZM135 52V53H134ZM149 52L151 53V54H149ZM52 53V54H51ZM89 53V54H88ZM110 53V54H109ZM131 53V54H130ZM139 53V54H138ZM6 54V55H5ZM76 54V55H75ZM106 54V55H105ZM108 54V55H107ZM113 54H114V56H113ZM118 56H117V55ZM144 54H145V56H144ZM147 54H148V56H147ZM4 55H5V58H7V59H5L4 58ZM16 55V56H15ZM35 55V56H34ZM53 55V56H52ZM59 55V56H58ZM61 55V56H60ZM63 55V56H62ZM66 55V56H65ZM70 57H69V56ZM72 55H74V57H71ZM81 55V56H80ZM137 55H139V56H137ZM157 55H158V53H157ZM8 56H9V58H8ZM88 56V57H87ZM96 56V57H95ZM109 56V57H108ZM132 56V57H131ZM135 58H134V57ZM143 57V58H141V57ZM147 56V57H146ZM13 57V58H12ZM46 57V58H45ZM80 57V58H79ZM92 57H93V59H92ZM95 57V58H94ZM104 57V58H103ZM136 57H140L139 59L140 60H142V62H140L139 61V59H137ZM154 57V58H153ZM158 56H156V58H157ZM12 58V59H11ZM55 58V59H54ZM71 58H72V60H71ZM84 58V59H83ZM98 58V59H97ZM150 58L152 59V61L150 60ZM49 59V60H48ZM75 59V60H74ZM87 59V60H86ZM119 59V60H118ZM132 59H135V60H132ZM148 59V60H147ZM53 60V61H52ZM71 60V61H70ZM92 60V61H91ZM98 60V61H97ZM132 60V61H131ZM144 60V61H143ZM147 60V62H149V63H147V62H145ZM51 61V62H50ZM61 61V62H60ZM1 62V63H2ZM11 62V63H10ZM71 62V63H70ZM113 62V63H112ZM119 62V63H118ZM135 62V63H134ZM138 62V63H137ZM145 62V64H143ZM151 62V63H150ZM6 63H5V65H6ZM10 63V64H9ZM68 63V64H67ZM110 63V64H109ZM131 65H130V64ZM134 63V64H133ZM141 63V64H140ZM52 64V65H51ZM60 64V65H59ZM81 64V65H80ZM136 64V65H135ZM46 65V66H45ZM69 65V66H68ZM76 65V66H75ZM119 65V66H118ZM133 65V66H132ZM140 65H141V67H140ZM144 65H145V67H147V69L144 67ZM75 66V67H74ZM107 66V67H106ZM115 66V67H114ZM132 66V67H131ZM149 66H150V68H149ZM152 66V67H151ZM1 67V66H0ZM8 67V68H7ZM59 67V68H58ZM86 67V68H85ZM109 67V68H108ZM139 67V68H138ZM6 68V69H5ZM72 68V69H71ZM81 68V69H80ZM133 68V69H132ZM134 68H136V69H134ZM141 68V69H140ZM143 68H145L144 70H143ZM154 68V69H153ZM1 69H0V72H1ZM103 69V70H102ZM101 70V71H100ZM133 70V71H132ZM139 70H142V71H139ZM152 70H155V71H153L152 72ZM157 70V71H156ZM61 71V72H60ZM77 71V72H76ZM79 71V72H78ZM99 71H100V74L101 75H99ZM114 71H115V73H114ZM139 71V72H138ZM147 71H148V73H149V75L150 76H148V73H147ZM150 71H151V73H150ZM8 72H10V74L8 73ZM40 72V73H39ZM97 72V73H96ZM102 72V73H101ZM117 72V73H116ZM135 72H138V73H135ZM144 74L143 76L144 77H140V76H142V73ZM15 73V74H14ZM61 73H62V76H59V74L61 75ZM78 73V74H77ZM262 73L264 74V71H262ZM5 74V76H8V75H6ZM17 74V75H16ZM70 74V75H69ZM136 74L137 75H139V76H136ZM154 74V75H153ZM155 74H157V75H155ZM261 74V73H260ZM14 76V78H13V76ZM67 75V76H66ZM76 75L77 77H74V76ZM83 75V76H82ZM89 75H90V77H89ZM95 75V77H93ZM51 76V77H50ZM68 76H70V77H68ZM83 78H82V77ZM135 76V77H134ZM152 76H154V78L152 77ZM260 76V75H259ZM261 76L263 77L264 75H262L261 74ZM258 77V78H260V79H258V80H262L261 81V83H259L258 85H257V87H256V91H255V100H257L258 99V95L260 94V92L259 91H262L263 90V88H264V77H263V79H261L262 77ZM0 77V78H1ZM18 79H17V78ZM73 77V78H72ZM85 77H86V79H85ZM92 77V78H91ZM110 77L112 78V79H110ZM134 77V78H133ZM140 77V78H139ZM150 77L153 79V80H151L150 79ZM49 80H48V79ZM70 78V79H69ZM76 78V79H75ZM79 78H82L81 79V82H80V80H78ZM87 78L89 79V81L87 80ZM91 78V79H90ZM107 80H106V79ZM131 78V79H130ZM133 78V79H132ZM143 78H144V80H143ZM145 78H147V79H145ZM4 79V80H3ZM14 79V80H13ZM53 79V80H52ZM60 79V80H59ZM68 79V80H67ZM75 79V80H74ZM126 79V80H125ZM128 79V80H127ZM136 79V80H135ZM140 79V80H139ZM13 80V81H12ZM67 81V83H66V81ZM72 82H70V81ZM73 80H74V82H73ZM95 82H94V81ZM102 80H104V82L102 81ZM115 80V81H114ZM7 81H12L10 84L7 82ZM24 81H26V83L24 82ZM32 81V82H31ZM37 81V82H36ZM47 81V82H46ZM61 83H60V82ZM78 81V82H77ZM84 81H86V82H84ZM91 81V82H90ZM120 81V83H121V85L123 84L124 85V87L126 88H124V87H121V85H120V83H118ZM132 81H134V82H132ZM139 81V82H138ZM142 81H144L143 83H142ZM146 81V82H145ZM156 81V82H155ZM28 82V83H27ZM76 82V83H75ZM93 82V83H92ZM96 82L98 83V85L96 84ZM109 82V83H108ZM111 82V83H110ZM117 82V83H116ZM141 82V83H140ZM149 82V83H148ZM153 82V83H152ZM29 83H31V84H29ZM33 83V84H32ZM55 85H54V84ZM62 83H63V85H62ZM69 83V84H68ZM81 83V84H80ZM84 83H86V84H84ZM88 83V84H87ZM91 83V84H90ZM104 83H106V84H104ZM116 83V84H115ZM5 84V85H4ZM12 84V85H11ZM44 86H43V85ZM49 84H50V86L52 87H50L49 86ZM57 84V85H56ZM71 84H73L72 85V87L70 86ZM75 84V85H74ZM92 85V87L93 88H95V89H93L92 87H90V85ZM94 84H96V85H94ZM102 84H103V87H102ZM109 86H108V85ZM111 84V85H110ZM112 84H114L113 86H112ZM140 84H142V85H140ZM149 86H148V85ZM152 84V85H151ZM9 86V88H8V86ZM30 85H35L33 88H34V90H32L33 88L30 86ZM41 86V88L42 89H40L39 90V88H40V86ZM48 85V86H47ZM63 87H62V86ZM66 85H68V86H66ZM83 85V86H82ZM84 85H85V87L88 89H86L85 90V88H83L84 87ZM86 85H88V87L86 86ZM118 85H120V87L121 88H123V89H118L117 90V87H118ZM147 85V86H146ZM0 86V87H1ZM5 86V87H4ZM30 86V87H29ZM43 86V87H42ZM54 86V87H53ZM59 86V87H58ZM64 86H66L67 88L68 87H70V88H68V89H66V87L64 88ZM76 86H78V87H76ZM82 88H81V87ZM97 86H99L98 88H97ZM105 86H107V87H105ZM115 86V87H114ZM117 86V87H116ZM151 86H153V87H151ZM259 86V87H258ZM13 87H15V89L13 88ZM17 87H18V89H17ZM25 87H27V88H25ZM29 87V88H28ZM39 87V88H38ZM56 87V88H55ZM60 87H62V88H60ZM80 87V88H79ZM101 87H102V89H101ZM114 87V88H113ZM131 87V88H130ZM141 87V88H140ZM46 88V89H45ZM49 88V89H48ZM53 88H55V89H53ZM58 88H60L59 89V91H64L65 92V90H63V88L64 89H66V91H70V90H72V88H73V90L71 91V94L69 93V92H59L58 91ZM116 88V89H115ZM129 88V89H128ZM137 88V89H136ZM145 88V89H144ZM148 88H149V90H150V92L151 93H153V95L152 94H150L149 93V90H148ZM153 88H155L154 90H152ZM7 89V90H6ZM20 89H21V92H20ZM36 89V90H35ZM44 89V90H43ZM52 89V90H51ZM62 89V90H61ZM70 89V90H69ZM83 91H82V90ZM92 89V90H91ZM97 89V91H95ZM112 89V90H111ZM141 89V90H140ZM142 89H143V93H149L150 95L148 96V95H145V96H147V97H145V98H143V99H138L139 98V96L140 97H142V96H144L143 95V93L141 92L142 91ZM147 89V90H146ZM157 89H158V87H157ZM156 89V90H157ZM9 90V91H8ZM28 91V93L26 92V91ZM30 90H32L31 92H30ZM40 91L39 93L37 92V96H36V91ZM43 90V91H42ZM51 90V91H50ZM55 90H57L58 91V93H57V91H55ZM91 90V91H90ZM99 90L100 91H103L102 93L100 92V93H98L99 92ZM111 92H109V91ZM124 90V91H123ZM147 91V92H145V91ZM6 91V92H5ZM8 91V92H7ZM14 91H16V92H14ZM19 93H18V92ZM25 91V92H24ZM35 91V92H34ZM44 91H47V92H44ZM52 91H55L57 94H54V92H52ZM74 91V92H73ZM77 91V92H76ZM82 91V92H81ZM90 91V92H89ZM95 91V92H94ZM119 91V92H118ZM130 91V92H129ZM135 91V92H134ZM138 91V92H137ZM0 92V93H1ZM92 92H94L93 93V95L95 94V95H97V96H92ZM116 92H117V94H116ZM20 93H21V95H20ZM31 93H33V95L31 94ZM67 93H68V95H67ZM77 93V94H76ZM91 93V94H90ZM112 93H114L113 94V96L111 95ZM121 93V94H120ZM124 93V94H123ZM126 93V94H125ZM130 93V94H129ZM137 93H139V95L137 94ZM259 93V94H258ZM34 94H35V96H34ZM46 94V95H47ZM62 94H64V95H61ZM73 94V95H72ZM76 96H75V95ZM109 96H108V95ZM128 94V95H127ZM157 94V93H156ZM0 95H2V94H0ZM84 97H82V96ZM105 95V96H104ZM118 95V96H117ZM132 97H131V96ZM19 96V97H18ZM91 96H92V98H91ZM100 96V97H99ZM102 96H104V97H102ZM136 96H137V99H138V101H136L137 99H136ZM153 96V97H152ZM260 96V95H259ZM19 99H18V98ZM36 97V98H35ZM44 97V96H43ZM62 97V98H61ZM86 97V98H85ZM95 97V99H97V100H94L93 98ZM99 97V98H98ZM106 97H107V100H105L106 99ZM115 97V98H114ZM135 97V98H134ZM36 100H35V99ZM41 98V97H40ZM59 100H58V99ZM128 98H130V99H128ZM134 98V99H133ZM150 98H154V99H157L156 101H154V99L152 100V99H150ZM29 99V100H28ZM33 99H34V101L36 102V103H33L34 101H33ZM41 99H43V98H41ZM85 99V100H84ZM91 99V100H90ZM100 99V100H99ZM104 99V100H103ZM136 99V100H135ZM148 99V100H147ZM151 101H150V100ZM56 100V101H55ZM87 100H88V102H87ZM90 100V101H89ZM99 100V101H98ZM110 100V101H109ZM118 100H120V101H122L121 99H118ZM125 100L127 101L126 102V104L124 103L125 102ZM131 100H133V101H131ZM143 100H145V101H148V102H152V104L155 102V104H157V106L154 104V107L156 108H154L153 107V105H152V108H151V104H148L147 102V104H148V106H147V104H143L144 102H143ZM37 101H40V99L39 100H37ZM65 101V102H64ZM69 101V103L67 104V102ZM93 101H95L97 104H95V102H94V104H93ZM98 101V102H97ZM103 101L106 103H103ZM107 101V102H106ZM120 101H118V103L120 102ZM20 102V103H19ZM62 104V106L64 105L65 107H63V108H65V109H63L62 107H61V105L59 104ZM63 102V103H62ZM72 102V103H71ZM94 105L93 107H94V110H91V109H93V107H92V105H91V103ZM135 102V103H134ZM138 102H139V104H138ZM142 102V103H141ZM13 103V104H14ZM66 105H65V104ZM90 103V104H89ZM101 103V104H100ZM109 103V104H108ZM133 103V104H132ZM143 104V105H146V108H145V106H144V108L142 107L143 105H141V104ZM69 104H71V105H69ZM100 104V105H99ZM113 104V106L114 107H116L117 106V102L116 103H112ZM114 104H116V106L114 105ZM120 105H121V103H119ZM118 104V105H119ZM259 104V103H258ZM19 105V106H18ZM22 105V106H21ZM86 105V106H85ZM90 105V107H88V106ZM95 105H96V108H95ZM101 105H102V107H101ZM131 107H133L134 109H136L137 110V113H135L134 112V110H133V108H131ZM136 105V106H135ZM141 107H140V106ZM150 105V106H149ZM111 106V108H109L110 110H112V108H113V106L112 105H110ZM135 106V107H134ZM139 106V108L141 109H137L136 107H138ZM19 107V108H18ZM69 107V108H68ZM117 107H119V106H117ZM55 108H54V110H55ZM87 108H88V110H87ZM90 108V109H89ZM98 108V109H97ZM133 110H131V109ZM143 108V109H142ZM147 108H150V110H148ZM26 109H27V107H26ZM56 109V111L58 112V110ZM61 109H63V110H61ZM69 109V110H68ZM97 109V110H96ZM257 109H261V107L259 106V107H257V108H254V111H256ZM64 110L65 111H67V112H65L64 113ZM91 110V111H90ZM124 110V111H123ZM146 110H148V111H151V112H149V114L151 115V117L149 116V114H148V112L146 111ZM63 111V112H62ZM71 111V112H70ZM77 111H78V113L79 114H77ZM93 111H95V112H93ZM143 111H145L144 113H143ZM17 112V113H18ZM22 112V111H21ZM87 112V113H86ZM138 112L140 113V116H141V114H142V116H141V118L139 117V115H137L138 114ZM155 112V113H154ZM72 113V114H71ZM103 113V112H102ZM135 114V118H133L132 119V117H134V115L133 114ZM158 113V112H157ZM21 114V113H20ZM20 114H18V117L20 118V116H21V118L20 119H22V117H24L25 118V115L23 116V115H20ZM23 114H25V113H23ZM76 114V115H75ZM83 114V115H82ZM99 114V113H98ZM146 114L148 115V116H146ZM20 115V116H19ZM89 115H90V117H89ZM131 115V116H130ZM133 115V116H132ZM146 117H145V116ZM158 115V114H157ZM157 115H156V117H157ZM93 116H96L95 114L93 115ZM130 118H129V117ZM17 117V116H16ZM16 117H14L15 118V121H17L16 119ZM136 117H138V118H136ZM148 117V118H147ZM149 117H150V119H149ZM155 117V116H154ZM154 117H152V118H154ZM18 118V119H19ZM94 118V117H93ZM92 118V119H93ZM97 118V117H96ZM129 118V119H128ZM95 119V118H94ZM137 119V120H139V122L137 121H135V120ZM114 120H115V122H114ZM127 120V121H126ZM128 120L129 121H131V122H128ZM144 120H145V123H144ZM149 120H151V121H149ZM154 121H156V118L155 119H153ZM111 121H113V122H111ZM133 121H135V122H133ZM146 121L149 123H151L150 125V128H149V126H148V131L149 130H152L151 131V134H150V131H149V137L147 136V138H149L150 140V146H148L147 144L149 143L148 142V140H147V138L145 137V139L147 140V143H144V141L146 142V140H144V141H142L143 143H144V145L145 146H143V144H141L140 146H141V149L139 148V147H136L135 148V146H131L130 145V147H129V145L128 144H130V143H128V142H130V140H131V138L130 137H133L132 135H133V132L132 131H130V129H129V131L131 132V134L129 135V137H128V135L127 134H129V132L127 133V131H126V135L127 136H125V140H127V141H125V142H123V144H125V145H123L122 144V142H121V140H120V137H122V135L120 134L121 132L119 131V129H118V124H119V126L121 125L122 127H124V126H128L129 128H132V129H134L133 128V126H134V123H140L141 124V122H142V126H144V124L146 125V127H147V124H146ZM131 123V124H130ZM153 123H155V122H153ZM117 124V125H116ZM135 124V125H136ZM149 125V124H148ZM117 126V127H116ZM136 126H139L140 127V125H136ZM135 126V131L137 130V133H134V134H136V138L135 137H133V139L132 140H134V138H135V144L136 145H138L139 143L138 142H136V141H138V139L140 140V139H142L143 138V135H141L140 136V134H141V132L143 133L144 131H145V129H146V131H147V128L144 126V127H142L141 126V128H143L142 129V131L140 132V130H139V132H140V134H139V132H138V127H136ZM131 129V130H132ZM134 131V130H133ZM147 131V132H148ZM91 132V133H90ZM137 134H139V136H137ZM120 136V137H119ZM138 137H140V138H138ZM142 137V138H141ZM151 137V138H152ZM129 138H130V140H129ZM119 139V140H118ZM132 143H133V141H131ZM248 142L250 143V144H248ZM257 142H259V143H257V145H254V148H256V146L257 147H259L261 144H260V141H258L257 140ZM263 142V141H262ZM261 142V143H262ZM152 143H154L155 145H153ZM243 142H241V144H242ZM118 144V145H117ZM151 144L153 145V147H156L155 149H153V147L151 146ZM240 144V143H239ZM238 144V145H239ZM241 144H240V146H241ZM245 144H244V146H245ZM256 144V143H255ZM258 144H259V146H258ZM263 144V143H262ZM121 147H120V146ZM252 145H253V139H252ZM118 146V147H117ZM142 146H143V148L145 149V150H143V148H142ZM146 146H148V148H145ZM243 146V147H244ZM262 147L261 148H263V145H261ZM133 147L135 148L134 150H136L137 148V152L136 153H138L139 151V153L142 155V156H144V157H146V156H148V155H146V153L147 154H149V147H151L152 149H151V152H150V154L152 155V156H154L153 158L154 159H152L151 158V156L149 155L148 156V158H146V159H144V157H142L139 153L137 154L138 156H139V158H141L142 159V161H141V159L139 160H135V159H133V158H136L137 157V155L135 156L134 155V157L132 158L131 156H133V154H136V153H131V152H127L126 151V156H128V154H132L131 156H129L128 157V161L130 162V159L129 158H132L131 160H132V164L133 165H131V163H129L128 161H127V157H125V156H123L125 153H124V150H127L128 148H131V150L130 151H132V149H133ZM246 147V146H245ZM244 147V148H245ZM253 147V146H252ZM250 148V149H249ZM74 149V150H73ZM249 149V150H248ZM253 149V148H252ZM79 150V151H78ZM81 150H83V149H81ZM85 150V151H84ZM83 151L84 152H86V150L87 149H84ZM118 150L120 151V153L122 154V152L124 153L123 155H122V157H120L121 156V154H117V152H118ZM122 150V151H121ZM254 150V149H253ZM257 150V149H256ZM258 150H260V147L258 148ZM263 151H264V148L262 149ZM142 151H146V153L143 155V152ZM148 151V152H147ZM249 151V152H248ZM255 151V150H254ZM253 151V152H254ZM63 152V151H62ZM70 152H71V149H70ZM89 152V153H90ZM133 152H135V151H133ZM230 152V151H229ZM226 153L227 155H229V154H231V153H233L232 151H231V153ZM67 153V152H66ZM88 153V150H87V152H86V155H89V153ZM106 153V154H107ZM115 153V154H114ZM119 153V152H118ZM155 153H157L156 155H154ZM250 153V154H249ZM256 153L258 154V152L256 151L255 152V155H256ZM261 153V152H260ZM263 153V152H262ZM72 154V155H71ZM103 154H101V155H103ZM78 157H77V156ZM96 155L98 156V158H96ZM108 155V154H107ZM105 156L106 157V159L108 158V156ZM220 155H221V153H220ZM225 155V154H224ZM261 155H263L264 156V154H261ZM141 156V157H140ZM159 156V155H158ZM204 156H205V154H204ZM207 156H205V157H207ZM217 156V157H216ZM226 156V155H225ZM260 156V155H259ZM86 157V156H85ZM157 157V156H156ZM214 157H216V158H214ZM246 157V158H247ZM252 157V156H251ZM69 158V157H68ZM80 158V159H79ZM90 158V159H89ZM119 158V159H118ZM120 158L122 159V160H120ZM210 158V159H209ZM217 158H219V159H217ZM221 158V159H220ZM222 158H224V159H222ZM225 158H227L226 160H225ZM233 159H235V155H234V157H232ZM243 158V159H244ZM89 159V160H88ZM91 159L94 161V163H93V161H91ZM99 159H102V156L99 158ZM124 159H126V160H124ZM150 159H152L153 160V162H150L151 160ZM157 159H158V157H157ZM205 159V158H204ZM207 159V158H206ZM215 159V160H214ZM216 159H217V162H216ZM263 159H264V157H263ZM103 160V159H102ZM214 160V161H213ZM221 160V161H220ZM78 161V162H77ZM88 161H91L92 163H93V166L91 165V162H89L90 163V167L89 166H86V165H88L89 163H88ZM97 161H99V162H97ZM107 161V162H106ZM125 161H126V164L127 165H123V163H125ZM137 161V162H136ZM140 161L142 162V163H140ZM145 161H149V163L147 164V162H145ZM157 161V160H156ZM160 161H162V163L160 162ZM208 161H210V162H208ZM211 161H213V163L211 162ZM229 161V162H228ZM235 161V162H234ZM13 162V161H12ZM11 161L10 162H0V168H2V167H4V169L2 168L1 169V171H0V203L3 205H1L0 206V226L2 227V229H1V231H0V234L2 235H0V253L1 252H3L4 251V249L5 248H11V240L10 239H8V238H3L4 236L5 237H7L8 236V234H7V229H6V224H7V220L6 219H8V220H10V222L13 220V219H17L16 217H17V215H21V213L19 214V211H18V213H16V210H12V211H9V209L7 208L8 206V203H7V201H11V200H13V201H11L15 206H19V204H20V206H21V204L23 203V201H19V202H17L18 200H19V196H18V193L17 192H15L14 191V189H13V186H11L10 184H8L7 185V182L9 183V178H10V175H9V178H7L8 177V175H7V173H8V171H13L14 169H12V167H15V165H11V164H14V163H12ZM72 162V163H71ZM135 162V163H134ZM208 162V163H207ZM231 162V163H230ZM248 162V161H247ZM67 163H71V164H67ZM86 163V164H85ZM97 163V164H96ZM129 163V164H128ZM154 163V164H153ZM168 163V162H167ZM195 163V164H194ZM205 163H207V165L205 164ZM209 163L211 164V166L209 165ZM217 163V164H216ZM230 165H229V164ZM244 163H245V166H243L244 165ZM257 162H256V164H258ZM8 164V165H7ZM62 164H64L63 162H62ZM86 166V168H85V166ZM100 164V165H99ZM105 164H107V165H109V166H107V165H105ZM136 164V165H135ZM141 164V165H140ZM162 164H164L165 165V168H166V170H164L163 169V167H164V165H162ZM203 164V165H202ZM214 164H216V165H214ZM235 164V165H234ZM239 164V165H238ZM6 165V166H5ZM60 165V164H59ZM103 165H105L106 166V168L108 167V169H106L105 168V166H103ZM129 165V167H126V166H128ZM140 165V166H139ZM147 165V166H146ZM151 165V166H150ZM160 165V166H159ZM162 165V166H161ZM206 165V166H205ZM226 166V168H225V166ZM228 165V166H227ZM234 167H233V166ZM236 165L237 166H242V167H239L238 169L236 168ZM8 166H11V167H9V168H11V170L10 169H8L7 167ZM103 166V167H102ZM131 166V167H130ZM133 166V167H132ZM136 166V167H135ZM141 166H142V168H141ZM148 166H150L151 168H148ZM154 168H153V167ZM202 166H203V168H202ZM204 166L205 167H207V166H209L208 168H204ZM215 168H214V167ZM217 166V167H216ZM221 166H223L224 167V169H228L226 172H228V173H226L225 172V170L223 171V170H221V169H223V167L221 168ZM231 166V167H230ZM253 166H249V164H248V168H250V167H253ZM60 167V166H59ZM87 167L89 168V169H87ZM110 167V168H109ZM114 167H116V168H114ZM124 167H126V169L124 168ZM148 169H146V168ZM172 167V166H171ZM229 167V168H228ZM233 167V168H232ZM261 167V166H260ZM61 168V167H60ZM76 168V169H75ZM96 168L98 169V170H96ZM113 168V169H112ZM118 168H120V170H118ZM122 168V169H121ZM134 170H133V169ZM135 168H137V170H135ZM139 168H141V169H139ZM232 168V169H231ZM236 168V170H233V169H235ZM243 168V170L245 171H247V174H246V176H244L243 177V175H245V172L242 170L241 172H243V173H241V176L238 174L239 172H240V170ZM246 168V169H245ZM254 167L253 168H251V169H255ZM7 169V170H6ZM93 169H95V170H93ZM111 169V170H110ZM118 171H117V170ZM147 171H146V170ZM149 169H150V171H155V173H157V175H154L155 173H153V172H150V173H146V174H143L145 171L146 172H149ZM159 169H161V170H159ZM199 169L200 170H202V171H204V169H205V176L203 175V179H206V180H203L202 179V176H199ZM257 169L259 170V171H257ZM60 170V169H59ZM73 170V171H72ZM88 170V171H87ZM90 170V171H89ZM113 170V171H112ZM126 170V171H125ZM139 170L140 171H142L143 173L141 174V172L140 173H138L139 172ZM143 170H145V171H143ZM217 170H218V172H219V170H220V172L221 171H223V172H225V173H223V174H226V175H223V177H222V172H221V174H219L220 175V177L218 178H216V176L215 175H213V174H211L212 173V171H216L217 172ZM229 170H231L230 171V174H229ZM237 170L239 171V172H237ZM2 171H4V172H2ZM5 171H7L6 173H5ZM67 171H69V173L68 174H66V172ZM93 171H94V173H93ZM107 171V172H106ZM134 171V173H132V178L130 177V175H131V172H133ZM135 171H136V174H135ZM159 171V172H158ZM211 171V172H210ZM236 171V173L238 174H236V175H232V173L234 174V172ZM255 171V170H254ZM2 172V173H1ZM14 172V171H13ZM12 172V173H13ZM99 172V173H98ZM102 172H103V174H102ZM126 173V175L127 176H125V173ZM161 172V173H160ZM163 172H164V174H163ZM261 172V173H260ZM4 173L6 174V176L4 175ZM11 173V174H12ZM98 173V174H97ZM101 173V174H100ZM111 173V174H110ZM116 173V175H114ZM152 173V176L154 177H152V176H150L149 177V179L150 180H148V174H151ZM210 173V174H209ZM8 174H10V173H8ZM101 176H100V175ZM107 174H109L110 175V177H109V175H107ZM122 176H121V175ZM137 174H140V176L139 175H137ZM158 174H163V175H158ZM166 174V175H165ZM170 174V175H169ZM198 174V175H197ZM209 176H208V175ZM230 176H229V175ZM243 174V175H242ZM14 175V174H13ZM13 175H11V177L13 176ZM40 175V174H39ZM95 175V176H94ZM118 175V176H117ZM138 176V178H137V176ZM144 175V176H143ZM168 175V176H167ZM206 175H207V177H206ZM212 175V176H211ZM4 176H5V178H4ZM67 176H66V178H67ZM107 176V177H106ZM115 176V177H114ZM116 176L118 177V178H116ZM124 176V177H123ZM134 176V177H133ZM167 176V177H166ZM170 176V177H169ZM211 176V177H210ZM214 176H215V178H214ZM236 176V177H235ZM240 176V177H239ZM248 176L252 179H250V178H248ZM15 177V176H14ZM112 177H114L113 179H114V181H113V179H112ZM126 177H127V179H126ZM141 177V178H140ZM144 177V179L145 178H147V180H142V178ZM152 177V178H151ZM156 177H157V179H156ZM161 177V178H160ZM166 177V178H165ZM193 177V178H192ZM206 177V178H205ZM231 179H230V178ZM233 177H235V179L234 180H232V178ZM241 177H243V180L245 181V182H243V180L241 179ZM95 178V179H94ZM109 178V179H108ZM115 178L117 179V180H115ZM123 178H124V180H123ZM129 178H131V180L129 179ZM135 178H137V179H141L142 180V182H141V180L139 181V180H133V179H135ZM160 178V179H159ZM180 178H182V177H180ZM257 179V180H254V179ZM5 179H6V181H5ZM7 179H8V181H7ZM42 176H41V180L37 177V181H42ZM71 179V180H70ZM78 179V180H77ZM112 181H111V180ZM123 181H121V180ZM156 179V180H155ZM165 179V180H164ZM171 179H173V180H171ZM174 179H176V181L177 182H175L174 181ZM212 179L215 181H212ZM218 179V180H217ZM12 180V179H11ZM51 180H53V179H51ZM50 180V181H51ZM70 180V181H69ZM131 182H130V181ZM185 180V181H184ZM260 182H259V181ZM72 181V182H71ZM116 181V182H115ZM118 181H121V184H120V182H119V184H118ZM125 181V182H124ZM126 181H128V183L126 184ZM135 181H138V182H136V183H134ZM143 181H147L148 183H145L146 185H150L151 186V188L149 187V185L148 186H146L145 184H142L141 185V183H143ZM152 181V182H151ZM153 181H155V182H153ZM166 181V182H165ZM170 181V182H169ZM188 183H187V182ZM238 181H239V183H238ZM250 181H253V182H250ZM254 181H255V183L256 184H254ZM12 181H10V183H11ZM53 182V181H52ZM52 182H50V184L52 183ZM85 182V183H84ZM88 182V183H87ZM111 182V183H110ZM134 184H133V183ZM180 182V183H179ZM185 182V183H184ZM242 182L244 183V185L242 184ZM249 182V183H248ZM262 182V183H261ZM47 183L49 184V182H48V180L46 181V185H45V187L47 186ZM76 183V184H75ZM84 183V184H83ZM86 183L88 184V186L86 185ZM92 183V184H91ZM130 183H132V184H130ZM139 183V184H138ZM154 183V184H153ZM184 183V184H183ZM241 183V184H240ZM253 184V185H251V184ZM258 183H259V185H258ZM53 184V183H52ZM51 184V185H52ZM72 184H70L71 186H72ZM77 184H80L79 186L77 185ZM90 184V185H89ZM118 184V185H117ZM129 184V186H127ZM180 184V185H179ZM186 184H187V186H186ZM247 184V185H246ZM250 184V185H249ZM262 186H261V185ZM76 185H77V187H76ZM131 185H132V187H131ZM242 185V186H241ZM249 185V186H248ZM62 186H65V185H62ZM68 186V185H67ZM87 186V187H86ZM125 186H127V187H125ZM186 188H185V187ZM246 186V187H245ZM251 186V187H250ZM255 186V187H254ZM256 186H257V189H255L256 188ZM4 187V188H3ZM58 187V186H57ZM56 187V189H58L59 190V188H57ZM60 187V186H59ZM80 187H79V189H80ZM142 189H141V188ZM144 187V188H143ZM145 187H147V188H145ZM178 187V188H177ZM244 187V188H243ZM260 189H259V188ZM66 188V189H65ZM68 188H70V187H68ZM72 188V187H71ZM84 188V189H85ZM112 188V189H111ZM263 188V189H262ZM81 189L83 190V188L81 187ZM130 189H132V190H130ZM134 189V190H133ZM153 189V190H152ZM245 189H247V190H245ZM261 189H262V191H261ZM46 190V188L44 189V194H48V192L49 191H45ZM61 190L64 192L65 190H68L67 189V187L65 186V187H63V189H62V187H61ZM82 190H81V192H82ZM86 190H85V193H86ZM146 190V191H145ZM70 191V190H69ZM139 191V195H137V192ZM142 191V192H141ZM176 191H182V193H178V192H176ZM186 191V192H185ZM58 193L60 192V190L59 191H57ZM62 192V193H63ZM72 193H73V190L71 191ZM71 192H70V194H69V192H68V194H64L66 197H67V195H69V196H71ZM78 192H79V195H84V191L82 192V194L80 193V190H78L77 191V193L76 194H74V195H76L77 197H80L79 195H78ZM136 192V193H135ZM153 192V193H152ZM17 193V194H16ZM34 193H35V191H34ZM33 193V195H31V197H29V198H33V199H28V201H27V203L25 204V205H22V206H29V207H32V206H36V207H39V206H37V204L38 205H41L40 203L41 202H38L37 200H39V201H41V198H38V197H41L40 195H39V193L38 192H36V194H38V196H36V198H38V199H36L35 198V194ZM66 193V192H65ZM87 193V194H88ZM134 193H135V195H134ZM177 193V194H176ZM187 193H188V195H187ZM12 194V195H11ZM72 194V196H74ZM93 194V195H92ZM4 195V198H2V196ZM137 195V196H136ZM175 195V196H174ZM10 196V197H9ZM14 196V197H13ZM15 196H17V198L15 197ZM68 196V197H69ZM72 196H71V198H72ZM92 196V197H91ZM132 196V197H131ZM171 197V198H170ZM10 198V199H9ZM164 198V199H163ZM183 198V199H182ZM186 198H187V200H186ZM189 198V199H188ZM47 199H49V200H51V198L48 196L47 197ZM68 199V198H67ZM69 199H70V197H69ZM178 199V200H177ZM3 200V201H2ZM71 200V199H70ZM70 200H67V202L68 201H70ZM156 200V201H155ZM158 200V201H157ZM175 200H176V202H175ZM37 201V204L35 205V204H31V203H35ZM92 201V202H93ZM152 201L154 202V203H152ZM2 202H6V204H4V203H2ZM16 202V203H15ZM93 203V204H94ZM178 203V204H177ZM187 203V204H186ZM67 204H71L70 202L69 203H67ZM120 204V205H119ZM72 205V204H71ZM70 205V207L72 208L73 207V205L71 206ZM171 205V206H170ZM181 205V206H180ZM7 206V207H6ZM61 206H63V207H60V208H62L61 210H63L64 209V211H66V210H68L67 212L69 213L71 210V208L70 207H68V209H67V206L68 205H66V203L64 204V205H61ZM97 206H99V207H97ZM177 206V207H176ZM66 209H65V208ZM1 208H5V209H1ZM33 208V207H32ZM125 208V209H124ZM179 208V209H178ZM8 209V210H7ZM181 209V210H180ZM4 210V211H3ZM6 210V211H5ZM21 210H22V207H21ZM21 210H20V212H21ZM70 210V211H69ZM73 210V209H72ZM169 210V211H168ZM9 211V212H8ZM13 211H15V212H13ZM170 211H172V212H170ZM1 212H5L6 214H4V213H1ZM12 212V213H11ZM73 212V211H72ZM126 212V213H125ZM7 213L8 214H10V215H8V216H10L9 218H8V216H7ZM14 213V214H13ZM127 213H128V215L129 216H127ZM145 213V214H144ZM13 214V215H12ZM17 214V215H16ZM144 214V215H143ZM1 215H3V216H1ZM16 216V217H15ZM48 216V215H47ZM7 217V218H6ZM19 217H21L22 218V216H19ZM18 217V218H19ZM50 217V216H49ZM103 217V218H102ZM129 217V218H128ZM1 218H6L5 219V223L6 224H4V225H6V226H4L2 223H3V221L1 220ZM12 218V219H11ZM73 218V217H72ZM128 219V220H127ZM14 220V221H15ZM20 220V219H19ZM12 223H13V221H12ZM38 222L35 220V223L34 224H37ZM129 223V224H128ZM64 225V224H63ZM62 224L60 225V227L61 226H63ZM130 225V226H129ZM101 226V227H102ZM111 226V227H110ZM5 229H4V228ZM59 227V228H60ZM132 227V228H131ZM58 228V231L56 232L55 231V233H60L61 231H64V230H66L67 229V226H65L64 225V228L63 227H61L60 229ZM103 229V228H102ZM138 229V231H136ZM138 232L137 233V235H136V232ZM247 230H249V231H247ZM5 231H6V234H5ZM143 231V232H142ZM3 232V233H2ZM246 232H248V233H246ZM135 233V234H134ZM244 234H245V238H244ZM56 236V235H55ZM54 235H52L51 236V238L53 239L54 237H55ZM242 238H244V239H242ZM248 238V239H247ZM249 238H251V239H249ZM50 239V237H48V239L46 238V240L45 239H43V240H40V241H37L36 243H32V244H28V245H31L30 247H29V249H27L28 248V246H27V248L25 247V249L24 250H26V251H24L23 253H22V255H21V258H20V261L21 262H19L17 259H15V262H16V264H25L27 261H30L31 259H27V255H28V252L30 253V251H34V249L37 251V252H39L41 249L43 250V249H45V245H47V247H46V249L44 250V251H42V253H41V251L39 252L40 253V255H39V258H38V260L40 261L38 264H68L69 263V258L70 257H68V256H66V255H68V254H66L67 252H65V251H61V249L59 248H57V247H55V248H53L52 249V247H51V245L50 244H47V242H49V241H47V240H49ZM138 239V240H137ZM4 240V241H3ZM141 240V241H140ZM100 243H99V242ZM165 241V242H164ZM254 241V242H253ZM209 242V243H208ZM211 242H213V243H211ZM217 242V243H216ZM44 243H46V244H44ZM246 243H247V245H246ZM213 244V245H212ZM218 244V245H217ZM244 244V245H243ZM45 247H44V246ZM249 245V246H248ZM10 246V247H9ZM207 246V247H206ZM212 246V247H211ZM222 246V247H221ZM246 246V247H245ZM44 247V248H43ZM48 247H50V248H48ZM205 247V248H204ZM167 248V249H166ZM185 248V249H184ZM218 248V249H217ZM47 249H48V251H47ZM49 249H51L50 251H49ZM175 249H177V252H176V250ZM217 249V250H216ZM59 252H58V251ZM175 250V255H172V254H174L173 253V251ZM204 250V251H203ZM216 250V251H215ZM247 250V251H246ZM54 251H55V253H54ZM179 251V252H178ZM218 251V252H217ZM60 252H63V255L64 256H66V258L63 260V255L62 254H60ZM205 252L207 253V254H205ZM217 252V256H216V254H214V253H216ZM53 253V254H52ZM176 253L178 254V255H176ZM169 254V255H168ZM214 254V255H213ZM52 255H54V256H52ZM59 255V256H58ZM62 255V256H61ZM169 258V259H167V257ZM170 255L171 256H174V257H170ZM13 255L12 254H9V256H8V259L10 260V262H4L3 260H1L0 259V264H13V260H11V258H13L12 257ZM208 256V257H207ZM246 257V258H245ZM255 257H257V258H255ZM139 258V259H138ZM166 258V259H165ZM209 258V259H208ZM212 258V259H211ZM216 258V259H215ZM69 259V260H68ZM173 259V260H172ZM176 259V260H175ZM262 259V260H261ZM66 260V262H64ZM151 260V261H150ZM163 260V261H162ZM164 260H166L165 262H164ZM220 260H222L221 262H220ZM224 260V261H223ZM227 260V261H226ZM236 260V261H235ZM237 260H239L240 262L238 263V261ZM256 260V261H255ZM68 261V262H67ZM140 261V262H139ZM153 261V262H152ZM172 261H174V263L172 262ZM212 263H211V262ZM227 263H226V262ZM242 261V262H241ZM244 261V262H243ZM258 261V262H257ZM235 262H237V263H235ZM251 262V263H250ZM111 264H113V263H111Z\"/></svg>",
  "mask_w": 264,
  "mask_h": 264
}]
</instances>
